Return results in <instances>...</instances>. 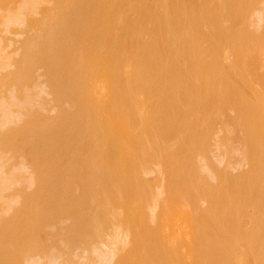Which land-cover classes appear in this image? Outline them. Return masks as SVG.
I'll return each mask as SVG.
<instances>
[{
    "label": "rangeland",
    "instance_id": "obj_1",
    "mask_svg": "<svg viewBox=\"0 0 264 264\" xmlns=\"http://www.w3.org/2000/svg\"><path fill=\"white\" fill-rule=\"evenodd\" d=\"M3 1V0H2ZM18 1H21V0H4L2 3L3 4H0V9L2 10H5L6 11V13L9 15V13H8V11H9V9H14L15 10V6H16V4H17V2ZM29 2L28 3H31L30 5H31V7L33 6V11H32V13L31 14H29V15H25L26 14V10L24 9V6L22 5V4H24L23 3V0H22V3H21V5H20V10H19V8H16L17 10H16V12L17 11H19V12H23V14H22V16L21 17H19V16H17V18L15 19V15H19V14H21V13H19V12H17V13H15V11H13V13L11 12V10H10V12L12 13L11 15H14V16H12V18H14L13 19V21L14 20H16V21H14V22H11L12 24H13V26L10 24L9 25V28H8V26H6V27H4L5 26V24L4 25H2L1 27H0V78H1V76L3 75V74H5V73H7V72H9V70H10V72L12 71V70H14V64L11 62V61H13L14 62V59L15 60H18L20 57H21V55H22V51H21V49H20V42H21V40L22 41H24V38H25V40H27V42H29V43H31L32 42V40H35L36 39V36H37V33H35V31H37L38 32V30L36 29V27L35 28H33L32 27V31H31V27L30 28H27L26 29V27H27V23H29V22H31V21H33V20H40L41 18H42V14H43V11L44 10H46V9H48V8H50V7H52L53 5L55 6L56 4V0H28ZM30 1H32V2H30ZM111 1V0H110ZM126 1H129V0H112V6L113 7H115L116 6V8L118 9V7L120 8V10H121V20H122V28L124 29V30H122V28H121V23H117L116 21H114V19L113 20H110V19H108V20H105V22L107 23V25L109 24V25H112V27H111V29H112V31H111V29H110V26L108 25L107 26V30H106V34H107V32H108V34L110 35H106V37H108V39H110V37H111V39L109 40L110 42H108V44H111L112 42H113V40H114V37H115V35H119L120 33H122V40L125 42L126 40L124 39L126 36L124 35V31L126 30V28L128 27H133V26H135V21H136V19H137V17L139 16L137 13H139V11H140V14L142 15V18L144 19V34H143V36H141V39L143 40H141V39H138V41H140L141 40V42H139L140 43V45L138 46V50L136 51V50H134V49H132L131 48V50H128L127 48H124V49H122V54H121V58H120V63H119V65L121 66L120 67V70H122V66L124 67V72H126L127 70L128 71H131L130 70V68L128 67L129 65H130V63H131V61H132V59L131 58H134V57H136V56H138V55H141V54H146L147 52H152V53H154V54H158V56H159V59H158V61H154L153 62V65L151 66V68H152V70L155 72V74H151L149 77H148V79H146V80H136V81H134V85H137L136 87L133 85V87H132V95H133V97H134V99H135V101L136 102H138L139 104H141V106L140 107H146L147 106V104H155L156 105V107L158 108V109H155L156 107H155V105H153V107H154V110H153V112L151 113V116H150V118H149V121H148V126H150L149 128V130H148V135H149V137H150V142H151V144H152V146H153V148H149L148 150H147V148H146V145H141V148H142V156H141V153H140V156H141V158L143 157V154H144V159L143 160H140V162L142 161V162H144L145 160L147 161V162H144V163H146L145 165H143V163L141 162V164L143 165V166H141L142 168L143 167H145V168H141V167H139V174H138V178L140 179H137V178H135L134 179V177L131 175L130 176V181H129V183L127 184V186L129 187V190H128V195H129V197L130 198H132V196H133V198H132V200H135V206H137V201H136V196L139 194V193H141V192H143V194H144V197L146 198V205L145 206H148V203H149V205L151 204V206L153 207H151V206H148V207H146L145 209V211H147V212H144V216L143 217H141L140 219H141V222H140V220H138V222H137V226H138V228L139 227H141V228H139V232H140V234H139V238H141L140 239V241H141V244H144L145 246H144V250H140L141 252H140V254L138 253L139 251H137V254L136 255H134V250L132 249L133 248V246H134V244H132V242L130 243V241H129V233H127L126 234V232H125V230L123 231V229L124 228H121V227H119V226H116V223H114L113 221H111V216L109 217V215H107L106 214V211L104 212V210H102V209H104V207H106L105 205H102L101 204V197L99 198L100 199V201H99V207H96L97 206V197L99 196H97V189H96V187H95V190H94V193H96V195H93L94 196V202H95V206H93V204H94V202H93V199L91 200V197H92V195H91V197H89V200L87 201L86 199H85V197H84V195L86 194V192L84 191V189H85V186H87L86 184H89V182H91L92 181V179H90L89 180V175L87 174V169L85 168V165H84V162L82 161V158L80 157L81 155H80V153L78 154H76V151H73V150H76V148H77V151L79 150V152H82L83 151V148L85 147V143L83 142V144H84V147L82 146V151H80V149H78V146H77V143H78V145H79V143L81 144V142H79V141H77L76 139H80V138H78V137H76V136H70V134H71V132L72 131H74L75 133H72L73 135L74 134H76V133H78L79 131H78V129H77V126H75V125H73L72 126V124H70V126H66L67 128H62L63 129V131L65 130V131H67V130H69V131H67V132H65L64 131V133L66 134H64L63 133V131H62V129H60V133H62V134H64V135H62V134H59V136L60 135H62L63 136V138L65 139V142L66 141H68L67 143H66V145L67 146H69L70 147V149H69V147H68V149L69 150H67V147L66 148H64L62 151H65V153L63 152V154H65L64 156H63V154H61L62 155V157H63V159H61L62 161V163L61 162H59L60 161V159L58 160V163L59 164H56V166H58V171H59V173H57V172H55V173H53L51 176H49L50 178H43L42 180H41V184H42V186L41 187H39L38 188V185H36V183H35V176H34V174H35V171H36V166H35V164H37V162H40L41 161V159L42 158H44V155L46 154V153H49V151L50 150H52V148L56 145V143H57V139H58V133H57V131H58V128H59V126H57L56 124L58 123V125L60 124L58 121H60V120H58L57 121V117L59 116V115H63V111H65V113H66V110H64V107L65 106H68V107H65V108H67L68 110H67V114H68V111L70 110V112L71 111H73L72 109H73V107H72V97H70L71 96V94H65V93H67V92H69V90H65V96H61V98H58L57 99V96H56V93H55V89L54 88H56L55 87V85L53 86L52 84H51V79L53 78L54 79V77H50V76H52V74L50 75L49 74V70L47 71V69H46V66H47V68L49 69L50 68V66L48 67V65H44L45 67H42V68H40L41 66L40 65H43V64H40V63H37V64H35V66H34V68H33V70H32V72L29 74L30 76H31V74H32V76L31 77H29L28 79H29V82L32 84V83H34V84H32L34 87V91H35V87L37 86V87H39V85H40V87L39 88H37L36 87V90H40V91H33L34 93H35V95L36 96H38L37 94L39 93V96L38 97H40L41 98V100L40 99H38V97H35L34 96V94H32V101H31V99H30V101L32 102V105H30V109L31 110H33V112H32V114L34 113V111L36 110L35 108H37L39 105H37L36 103H37V100H38V103L41 101L42 103H43V106H45V104H46V106L44 107V109H41L40 107H42L41 105L38 107V109L36 110V114H35V116L33 117V115L32 116H30V113L28 114V116H27V118L26 117H24V116H22V114L21 113H24V108H23V106H22V108H23V112H21L20 114H18L16 111H18L19 110V112H20V108L18 107V105H20V104H14L15 106H17V107H12V105H13V103L11 102V108H9V110L11 109V111H10V113L12 112V114H13V110H15L14 111V116L13 115H11L10 113H8V109L6 110V108H8V106H10V105H8V103L10 104V100H16V99H13V98H15V97H13V94H12V96H11V94L9 93L11 90H8V86H7V90L9 91V92H7L8 94H1L0 95V99H1V97L2 98H4V103H1V101L3 100V99H1L0 100V106H1V104H3L1 107H0V110H2V108L3 107H5V104H6V108H5V110L7 111H5V110H3V111H5L6 113H5V116L3 115V112H1L0 111V113H2V115L0 114V123L4 120V117L5 118H8V117H12V119L11 120H13V121H11L10 123L11 124H13V122H14V119H15V123L17 122L18 123V121H19V123H18V125H16V126H14L15 124H13V125H8V124H10V123H7V122H9V121H7L6 123H7V126H6V124H3V126L0 124V130L1 129H3V132H2V134L4 133L5 134V132H6V130L8 129L9 131H7L6 132V135H7V140L8 141H10V142H8V148H3V151L4 152H0V156H1V158H3V164H2V167H1V170L4 168V171L5 172H3V170H2V176L6 173V171L7 172H11V173H14V175L15 176H17V178H18V180L17 179H15L16 177H13L12 176V174L10 173L9 175L10 176H12L11 178L13 179H15V182H17L18 181V183H14L13 184V181H11V178H10V181H11V186L9 185L8 186V189H6L5 191H2L3 192V195H1V196H4L5 198H3V199H1V196H0V200H1V203H2V201L3 200H5V202H3L2 204H4L3 206H8V205H10V209H7L8 207H5V210L7 209V210H10V211H8V212H5V213H7V215H5L4 213H3V215L4 216H1L0 215V229H2L3 228V226L4 225H8L9 224V222L11 223V220H12V224H14V222L16 223L17 221L16 220H19V218H20V214H21V212H22V215H21V217L22 218H20L21 220H20V222L21 223H19V224H15V225H17L16 226V228H15V225H11L10 224V226H12L11 228H12V231L11 230H9V229H11L10 227H4L3 229H5V230H7L6 231V237L5 236H1L0 237V240H2L3 239V237L4 238H6L7 239V237L8 236H10L11 237V235L13 234V232L14 231H16V229L17 228H19L21 231H24V232H27V234L29 235V237H28V239L30 238V246L28 245V252L27 251H24V252H26V254L25 255H23V258L22 259H25L26 257H29L28 259H30L29 260V262H31L30 264H32V263H38L39 261H38V259H40V262H41V264H48V263H50L49 261H51V263L52 264H78V263H80V264H97V262L99 261L100 262V257H99V255H97V253H96V255H94V257L96 258V261H97V259H98V261L96 262L94 259V257H93V254H95L94 252V249L92 248V247H94L95 246V249H97V250H101V252H103V254H104V252H105V254H104V258L102 257V261L103 260H107L108 258H109V256H110V258H111V256L113 257V254H114V252L115 251H113V249H112V247H114L115 248V246H117L118 245V243H119V241L122 243V245H124V246H122L121 245V243H120V245H121V247H122V249L121 248H117L118 249V255L120 256H122V258H123V263L122 264H264V246H263V244H264V193H262L263 191V189H264V172L263 171H260V169H261V167H260V165H259V162L257 163V164H255V163H252V162H250V161H248V153H246L247 151H249V148H248V146H247V144H244L243 145V141L245 140L244 138H245V133H246V131H247V127L251 124V127H253L254 126V124H252L253 123V120H252V122L250 123H248V120L249 121H251L250 120V116H249V114H248V112L245 110L246 108H242V107H240V106H242L243 105V107H244V105H246L248 102H252L253 100H254V103L256 102L258 105H260L261 106V121H262V128H263V131H264V94H260L262 91H261V88H264V86H262V85H260L261 84V82H259V80H258V77L260 76V77H263V79H264V69H262V67L259 69V68H257L258 70L256 71V69H255V75L253 74V71L254 70H252V74H251V71H250V65H248V63H250V61H252L251 62V64L253 63V62H257V61H255V60H258V63L259 64H257V66L258 65H263L264 63L262 62V61H264V36H262V35H264V34H262V33H264V31H262V30H264V11H263V13H261V11L264 9V0H228L227 2L225 1V0H204V2H206L207 3V1H209L208 2V5L209 6H211L212 7V10H210L209 11V13H207L205 16H206V18L204 17V16H202V18L204 17V19L203 20H205V21H203V22H201V20L202 19H200V21H199V24L201 25V29L200 30H203L202 31V33L201 34H204L203 36L204 37H207V38H210V40L211 41H213V43H214V41L216 42V43H214V44H216L217 46H218V48L220 49V51L222 52L221 54L224 56V59H222V61H221V59L220 58H223V56L220 54L219 55V59H220V61H219V59H218V61H215L214 60V58L212 57V55L210 54V50L209 49H207L208 50V52H207V50H206V44H204L205 43V40H204V37H203V39L201 40V38L199 39V40H201V41H203L204 40V43L202 44H200L201 46H204V50L206 51V52H204V54H201V50L200 49H202L203 50V47L201 48V46L199 45L198 47H200V49H198V47L197 46H194V42L197 40V38H196V35L195 34H193L192 32H191V29L190 28H186L185 27V20H184V18L188 15V14H185V13H187V6H185V5H187V2H185V1H183V0H130L129 2H126ZM137 1V2H136ZM214 1V2H213ZM216 1V2H215ZM235 1H236V3H235ZM241 1H242V3H241ZM248 1H249V6L247 5V3H248ZM257 1H258V3H257ZM78 2V3H77ZM185 2V3H184ZM26 3H27V1H26ZM72 3H73V5H75L78 9H79V7L81 6V2H80V0H72ZM77 3V4H76ZM113 3H114V5H113ZM125 3V4H124ZM135 3V4H134ZM154 3V4H153ZM165 3H168V4H165ZM184 3V4H183ZM218 3V4H217ZM228 3V4H227ZM230 3H231V5L233 6L234 4L233 3H235V6H231L230 5ZM7 4H9L8 5V7H10L9 9L8 8H6V6H7ZM144 4V5H143ZM246 4V10H245V8H243L245 11H242L243 9H240V8H242V7H244V5ZM128 5V6H127ZM178 5V6H177ZM220 5V6H219ZM225 5H230L231 7H229V9L228 10H226V8H228V6H226L225 7ZM241 5H242V7H241ZM2 6V7H1ZM134 6V7H133ZM136 6V7H135ZM145 6V7H144ZM222 6H223V9L224 10H226V11H221L222 10ZM18 7V6H17ZM30 7V10L32 9ZM123 7V8H122ZM127 7V8H126ZM131 7H133V8H131ZM139 7V8H138ZM147 7V8H146ZM221 9H220V8ZM135 8H138L137 10L135 9ZM151 8V9H150ZM218 8V9H217ZM233 8V9H232ZM247 8H248V10H247ZM22 9V10H21ZM122 9H124V10H122ZM128 9V10H127ZM145 9V10H144ZM150 9V10H149ZM153 9V10H152ZM0 10V11H1ZM25 10V11H24ZM143 10V11H142ZM219 10V11H218ZM230 10V11H229ZM232 10V11H231ZM241 10V11H240ZM5 11H3V12H5ZM68 10H65L64 11V15L62 16V17H64V18H67L68 17V15L67 14H70V12H67ZM147 11V12H146ZM212 11V12H211ZM227 11H229L230 12V14H228L229 12H227ZM248 11V13H246V16H245V12H247ZM2 12V11H1ZM1 12H0V14H1ZM2 12V13H3ZM24 12H25V14H24ZM159 12V13H158ZM225 12H227L226 14H225ZM67 13V14H66ZM145 13V14H144ZM217 13V14H216ZM220 13H221V15H220ZM223 13L225 14V17L223 16ZM242 13V14H241ZM256 13V14H255ZM130 14V15H129ZM147 14V15H146ZM239 14V15H238ZM2 15V14H1ZM3 15L5 16V13H3ZM8 15H6V16H8ZM24 15V16H23ZM184 15V16H183ZM211 15V16H210ZM214 15V16H213ZM231 15V16H230ZM238 15V16H237ZM242 16V18H241V16ZM5 16V17H6ZM26 16V17H25ZM220 18H219V17ZM230 16V17H229ZM10 17V16H9ZM129 17H131V18H129ZM214 17V18H213ZM216 17H217V20H216ZM222 17V18H221ZM237 17V18H236ZM239 17V18H238ZM243 17H244V20H243ZM12 18H10V19H12ZM19 18V19H18ZM40 18V19H39ZM154 18V19H153ZM156 18V19H155ZM201 18V17H200ZM231 18V19H230ZM18 19V20H17ZM20 19H22V20H20ZM206 19H208L207 21H206ZM235 19V20H234ZM240 19V20H239ZM246 19V20H245ZM24 20H26V23H25V25L23 24V21ZM42 20V19H41ZM40 20V21H41ZM148 20V21H147ZM216 20V21H215ZM241 20H243V21H241ZM40 21H38V22H40ZM66 21H68V19L66 20ZM66 21H64L60 26H59V28L62 30L63 29V31H64V29H65V27L67 28V31H68V34H73V36H76V34L74 35V32L73 31H76L75 29L77 28V26H78V23L76 22H70L69 23V21H68V25H66L65 26V23H66ZM128 21V22H127ZM150 21V24H152L153 22L152 21H155L154 22V24H155V26H157L158 24L160 25H162V27H161V30H162V35H160L161 36V38L159 37V39L158 40H160V41H158V40H154V39H157V37H158V35H154L153 33V35L151 34V32L149 31V33L147 32V30H149L148 28V26H150V24L148 23ZM193 21V22H192ZM191 21V25H193V23H194V21H196V19H193ZM215 21V22H214ZM229 21V22H228ZM234 21L236 22H239V23H235L234 24ZM255 21V22H254ZM18 22V23H17ZM110 22V23H109ZM113 22V23H112ZM197 22V21H196ZM207 22V23H206ZM213 22L215 23V24H217L216 26H215V24H213ZM218 22V23H217ZM254 22V23H253ZM259 22V23H258ZM21 23H22V25H21ZM112 23V24H111ZM118 25H117V24ZM125 23V24H124ZM128 23V25H126ZM210 23V24H209ZM224 23V24H223ZM233 23V24H232ZM258 25H257V24ZM75 24V25H74ZM147 24H148V26H147ZM197 24V23H196ZM202 24H204V25H202ZM220 24V25H219ZM256 24V25H255ZM73 27H72V26ZM115 25H117L118 27H116ZM131 25H133V26H131ZM160 25V26H161ZM177 25V26H176ZM222 25V26H221ZM70 26H71V30H69V28H70ZM115 26V27H114ZM120 26V27H119ZM177 28H176V27ZM217 26H219V27H217ZM228 26V27H227ZM236 26V27H235ZM242 26V27H241ZM126 27V28H125ZM147 27V28H146ZM164 27V28H163ZM210 27V28H209ZM211 27H213L214 29H212ZM224 27H226V29L228 28V33H227V31H226V29L224 28ZM235 27V28H234ZM263 27V28H262ZM5 28H8V30H6ZM75 28V29H74ZM115 28H118L117 29V31H118V33H116L117 31L115 30ZM127 28V29H128ZM131 28H129L128 30H130ZM182 28V29H181ZM215 28H216V31H215ZM219 28V30H220V32H219V30H218V32L220 33H218L217 32V29ZM221 28H222V30H221ZM230 28V29H229ZM2 29H4L5 31H3ZM74 29V30H73ZM121 29V30H120ZM164 29V30H163ZM177 31H176V30ZM184 29V30H183ZM190 29V30H189ZM225 29V30H224ZM234 29V30H233ZM238 29H240V30H238ZM23 30H24V33H23ZM29 30V31H28ZM115 30V31H114ZM230 30H231V32H230ZM29 33H28V32ZM115 33H114V32ZM186 31V32H185ZM223 31H225L226 33H224L223 34ZM235 31V32H234ZM26 32V33H25ZM64 32H66V31H64ZM113 34H112V33ZM237 32H238V34H237ZM243 32H245V33H243ZM28 33V34H27ZM164 33V34H163ZM187 33V34H186ZM232 34V35H229V34ZM236 33V34H235ZM243 33V34H242ZM27 34V35H26ZM33 34L35 35V37L33 36ZM65 34V33H64ZM152 35V39H151V36L150 35ZM191 34H192V36H191ZM227 34H228V36H227ZM235 34V35H234ZM38 35H43L42 33H40V34H38ZM61 36H62V33L60 34ZM60 35H59V37H60ZM113 35V36H112ZM166 35H167V37H166ZM174 35V36H173ZM194 35V36H193ZM206 35V36H205ZM219 35V36H218ZM225 35V37H223V36ZM239 36V37H237L236 39L238 40L239 39V41H240V39L241 38H244L240 43H244L245 41L247 42H245V44H247V45H245L246 47H247V51H248V48H249V45H250V48H249V51L250 52H248V54H247V56H249V58H250V55L252 54V55H254V54H257V56L256 55H254L257 59H251L250 61H249V59L247 58V60L249 61H247L245 58V60L247 61V65H248V67H247V65H245L243 62H241V61H243L242 59L243 58H241V61H238L237 63H239L238 65L236 64V66H239V67H236V68H239V72H237L236 73V71L235 70H237V69H234L235 67V65L233 66H228V65H230V63L231 62H233L232 60L234 59V56H230L229 57V54H233L234 55V53H236V52H234L233 53V51H232V49L230 48L232 45H234L235 44V42L237 43V45H239L238 43H239V41L237 42V41H233V38L235 39V37L236 36ZM241 35H243L242 37H241ZM26 36V37H25ZM120 37H121V34L119 35ZM125 36V37H124ZM176 36V37H175ZM261 36V37H260ZM64 36H62V38H63ZM189 37H190V39H191V37H194V39H193V43L190 41V39H189ZM200 37H202V35H200ZM219 37V38H218ZM231 38V39H227V38ZM245 37H246V39H247V37L248 38H250V39H245ZM33 38H35V39H33ZM75 38V37H74ZM74 38H73V41H74ZM168 38V39H167ZM182 38V39H181ZM196 38V39H195ZM259 38V39H258ZM263 38V39H262ZM32 39V40H31ZM76 39H78V38H75V40ZM162 39V40H161ZM189 39V41L191 42V44L193 45V46H191V44L190 43H187V40ZM215 39V40H214ZM37 40V39H36ZM151 40L153 41V42H151ZM181 40H182V42H181ZM227 40V41H226ZM228 40H229V42H228ZM249 40V41H248ZM251 40L253 41L252 43H251ZM263 40V41H262ZM59 41H63L62 39H61V37H60V39H59ZM150 41V42H149ZM158 41V45L159 46H156L157 44H155V42H157ZM200 41V42H201ZM260 41V42H259ZM36 41H33V43H35ZM77 42V41H76ZM143 42V43H142ZM162 42V43H161ZM170 42V43H169ZM180 44H179V43ZM232 42H234V43H232ZM250 42V43H249ZM33 43H31V44H33ZM148 43L151 45V47L150 46H148V48L149 49H146V48H143L144 47V45L146 44V45H148ZM249 43V44H248ZM161 44V45H160ZM178 45V46H175V45ZM230 44H231V46H230ZM252 44V45H251ZM257 44V45H256ZM75 45H77V43H75ZM75 45L73 46V47H75ZM236 45V44H235ZM175 46V47H174ZM192 48H191V47ZM226 46V47H225ZM252 46H253V48H252ZM17 47L19 48V49H17ZM143 49H142V48ZM192 49V50H190V48ZM195 47H197V49L195 48ZM77 48V47H76ZM75 48V49H76ZM109 48V47H108ZM129 48V47H128ZM170 48V49H169ZM74 49V50H75ZM130 49V48H129ZM18 50V51H17ZM127 50V51H126ZM190 50V52H188ZM195 50V51H194ZM198 50H200V51H198ZM252 50H255V51H253V53H251L252 52ZM75 51H77V49L75 50ZM75 51L73 52V53H75ZM136 51V52H135ZM196 51H198V52H196ZM231 51V52H230ZM260 51V54L259 53H256V52H259ZM78 52V51H77ZM76 52V53H77ZM138 52V53H137ZM168 54H167V53ZM196 53V54H194V53ZM75 53V54H76ZM170 53V54H169ZM173 53V54H172ZM188 53H190V54H188ZM198 53V54H197ZM207 53V54H206ZM250 53V54H249ZM65 54V55H64ZM70 54H72V52H70L69 53V55L67 54V53H63V54H61V52L59 53V55H60V57H62V60H63V63H61V66L59 65V66H57L56 68H58L57 69V72L56 73H59V69H60V73H59V75L58 74H56V77H55V79L56 78H58V80L59 81H65L67 78H68V76H67V74H65V71H64V67H63V64H70V65H74L75 64V66L74 67H76V62L78 61H76V57H74L73 55H70ZM129 54V55H128ZM135 54H136V56H135ZM138 54V55H137ZM194 54V55H193ZM208 54H210V55H208ZM261 54L263 55L262 56V61L260 60L261 59ZM203 55V56H202ZM204 55H206V58L204 57ZM20 56V57H19ZM71 56H73V57H71ZM77 56V55H76ZM127 56V57H126ZM130 56V57H129ZM165 56V57H164ZM170 56H172L171 58H170ZM200 56V57H199ZM220 56H222V57H220ZM236 56V55H235ZM254 56H251V57H254ZM15 57H17V58H15ZM70 57L72 58V59H70ZM198 57H199V59L200 60H198ZM208 57V58H207ZM210 57V58H209ZM254 57V58H255ZM75 59V61L76 62H74V59ZM189 58H190V60H189ZM191 58H192V61H191ZM197 58V59H196ZM258 58H260V59H258ZM160 59H162V60H160ZM168 59H170V61L172 62H169V60ZM166 60V61H165ZM196 60V61H195ZM197 60H198V62H197ZM204 60V61H203ZM244 60V62H246ZM68 61V62H67ZM126 61H127V63H126ZM129 61V62H128ZM194 61H195V63H194ZM74 62V63H73ZM176 62V63H175ZM191 62V63H190ZM201 62L202 63H204V64H209L210 62V64H212L211 65V69L218 75L217 77L219 78H221L222 77V74L221 73H225L227 70H229V69H227L226 71H225V69H224V67L225 66H227V67H225V68H230V71H228V72H231V73H229V74H232V72H234L235 74H237L239 77H242L241 75H243V79L242 78H239L238 76H236V77H238V79H240L241 80V83L243 82V80H244V82L248 79V77H247V79H246V77L244 76V75H246L247 76V74H248V76L250 77V82L248 81H246L245 83H249L248 84V87L249 88H246V86H247V84H241V85H246L245 86V88L247 89L246 91L248 92V90H250L251 89V87H252V89H254L253 90V93H251V96L250 97H252L253 96V99H252V101H251V98H249V96H247L246 94H244V92H246V91H243L244 89H243V86L241 87V88H239V84H238V82H239V80L238 81H235V79L237 80V78H235V76H234V82H236L239 86H238V88H236V89H234V87H235V84H234V82L232 81V78H230V76H232V75H228V79L232 82H230L231 83V85H234V87H231L230 89H229V87L231 86L230 85V83H229V87H228V85H227V83L229 82V81H227V77L225 78V80L227 81V83L224 81V79H223V84H224V82H225V84L224 85H226V86H224L223 84H222V90H220L221 92H225L226 93V95L228 94L227 93V91L228 90H225L224 89V87H226V89H229L230 91H228V92H232L231 90L232 89H234V90H236V92H234L235 94H232V93H229V95H227V97L226 96H224V97H222L221 96V94L222 95H225V94H223V93H221V94H219L220 95V102H221V97L222 98H224V99H222V101L224 102V100H226L225 102H226V104H225V102L224 103H221V108H218L219 110L221 109V111H222V108H224L223 109V111L224 112H220V114L222 115V117H220V116H218V114H217V117L215 116L216 115V112H214V111H218L217 109L216 110H213V109H215V108H217V106H214V107H210L209 105L207 106V104H208V101L204 98L205 97V95L203 94V99H204V102H207V104L206 103H202V101H201V104H199L198 106H200L199 107V109H196L197 111L195 112L196 113V115H195V113H194V110H193V108L195 107V108H198L197 106H195V101H197V100H195L194 101V99L197 97V96H195L196 94H177L178 93V89L176 88V86L173 84V85H170L169 83H168V80H169V76H170V67L169 66H171L173 63H175V70H176V75L178 76V79L179 80H186V79H188V77L187 78H185V76H184V74L186 75V76H189L190 77V79H198V77H199V75L197 74V72H196V67H198V66H203V64H201ZM216 64H215V63ZM222 62V63H221ZM235 62V61H234ZM233 62V63H234ZM261 62V63H260ZM166 63H168V64H166ZM229 63V64H228ZM200 64V65H199ZM228 64V65H227ZM232 64V63H231ZM9 65H11V68H10V66ZM126 65H127V69H126ZM159 65V66H158ZM166 65V66H165ZM174 65V64H173ZM194 65V66H193ZM222 65V66H221ZM242 65H244V66H246V67H243ZM6 66V67H5ZM215 66H216V68H215ZM224 66V67H223ZM242 66V67H241ZM251 66H256V63H255V65H254V63L251 65ZM62 67V68H61ZM163 67V68H162ZM218 67V68H217ZM223 67V68H222ZM233 67V68H232ZM13 68V69H12ZM37 68V70L39 69V71H37V72H35L34 71V69H36ZM245 68V69H244ZM249 70H248V69ZM254 68V67H253ZM256 68V67H255ZM12 69V70H11ZM47 71V73H45L46 71ZM219 70V71H217V70ZM242 69H243V71H242ZM233 70V71H232ZM5 71H7V72H5ZM221 71H223V72H221ZM225 71V72H224ZM238 71V70H237ZM244 71H246V72H244ZM3 72H5V73H3ZM54 72H55V68H54ZM164 72V73H163ZM165 72H166V75H164L163 77H166L167 79H163V77H162V73L163 74H165ZM168 72V73H167ZM221 72V73H220ZM243 72H244V74H243ZM249 72V73H248ZM219 73H220V76H219ZM233 73V74H234ZM240 73H242L241 75H240ZM38 74V75H37ZM39 74H40V76H42L43 77V75H44V79L43 78H40V76H39ZM181 74V75H180ZM37 75V76H36ZM53 75H54V73H53ZM180 75V76H179ZM183 75V76H182ZM225 75H226V73H225ZM225 75H223V78H224V76ZM162 77V80H161V77ZM182 76V77H181ZM232 76V77H233ZM92 77H93V75H92ZM244 77H245V79H244ZM260 77H259V79H260ZM37 78H38V81H37ZM41 80H43L44 82H42V84L43 85H41V82L39 81L40 79ZM50 78V79H49ZM181 78V79H180ZM184 78V79H183ZM53 79H52V81H53ZM124 79H125V77L121 80L122 82H124ZM222 79V78H221ZM36 80V81H35ZM57 80V79H56ZM148 80H151V82H149ZM262 80V79H261ZM32 81H34V82H32ZM148 81V82H147ZM167 81V82H166ZM38 82V83H37ZM40 82V83H39ZM137 82V83H136ZM164 82H166L165 84H164ZM243 82V83H244ZM37 83V84H36ZM44 83H45V85H46V87L44 86ZM148 83H150V85L148 84ZM198 83V82H197ZM240 83V82H239ZM251 83V84H250ZM54 84V83H53ZM59 84H62V82H59ZM123 85H121L120 87H122V88H119V90H120V93H124V94H121V96L122 95H124V96H122V97H124L125 99H123V98H118V100H117V102H118V104H116V106H117V108H116V106H115V109L114 110H112V109H105V113L107 112V115L109 116V114H110V116L109 117H112V118H114V119H116V122H118L119 124L122 122V111H123V109L126 107L124 104H122V102L124 103V101L127 103V101H128V99L127 98H129L128 96L126 97V95H129V94H125V91H126V88H125V85H124V83H122ZM199 84V83H198ZM160 85H162V86H160ZM255 85V86H254ZM257 85H259V87L257 86ZM264 85V84H263ZM10 86H12L11 84H9V87ZM14 86V85H13ZM12 86V87H13ZM42 86V87H41ZM15 87V86H14ZM44 87H45V91H44V93H42L41 94V91L43 92V89H44ZM54 87V88H53ZM163 87V88H162ZM164 87H165V89H164ZM236 87H237V85H236ZM32 88V89H33ZM134 88V89H133ZM162 88V90H160ZM9 89H12L11 87L9 88ZM14 89V88H13ZM12 89V90H13ZM143 89H147L145 92H144V90ZM168 89V90H167ZM220 89V88H219ZM241 89H243L242 91H240ZM251 89V90H252ZM260 89V90H259ZM54 90V91H53ZM122 90H124L123 92H122ZM136 90V91H135ZM150 90H152V91H150ZM164 90V91H163ZM225 90V91H224ZM233 90V91H234ZM249 91V92H252V91ZM263 90V89H262ZM14 91H16V87H15V90ZM162 91H163V93H162ZM237 91H239L238 92V94H237ZM259 92L258 94L256 93V92ZM13 92V91H12ZM11 92V93H12ZM48 92V93H47ZM152 94H151V93ZM166 92H168V94H165ZM14 93V92H13ZM140 93V94H139ZM150 93V94H149ZM239 93H240V95H239ZM255 93H256V95H255ZM262 93H264V90H263V92ZM232 94V95H231ZM7 95V96H6ZM8 95L10 96L9 98H8ZM15 95V94H14ZM90 95V94H89ZM119 96H120V94H118ZM180 95H182V98H181V102H182V109L184 110L183 112L184 113H182V111H181V113H180V111L178 110V109H176V110H178V112H174V113H172L171 114V112L169 111V107H170V103H171V101H173V100H175V98L176 97H178V96H180ZM235 97H234V96ZM261 95V96H260ZM155 96V97H154ZM191 96V97H190ZM228 96L230 97H233V98H228ZM12 97V98H11ZM45 97V98H44ZM56 97V98H55ZM63 97V98H62ZM237 97V98H236ZM262 97V98H261ZM6 98V99H5ZM35 98V99H34ZM37 98V99H36ZM49 98V99H48ZM236 98V99H235ZM238 98H240V99H238ZM247 98V99H246ZM9 99V100H8ZM34 99V100H33ZM54 99H57L56 101H54ZM65 99V100H64ZM121 99H123V100H121ZM144 99V100H143ZM228 99H230V100H228ZM234 99H235V101H234ZM8 101V102H6V101ZM48 100H50V101H48ZM169 100V101H168ZM186 100V101H185ZM229 102H231V105H230V103H228L229 104V106L227 105V102L228 101ZM248 100V101H247ZM72 101V102H71ZM193 101H194V103H193ZM237 101V102H236ZM241 101V102H240ZM244 101V102H243ZM3 102V101H2ZM13 102H15V101H13ZM33 102H34V108L32 109V107L31 106H33ZM36 102V103H35ZM51 102V103H50ZM55 102H57V104L55 103ZM67 104V105H65V103ZM103 102H105V104L107 103V100H104ZM236 102V103H235ZM239 102V103H238ZM64 103V104H63ZM125 103V104H126ZM157 103H158V105H157ZM253 103V102H252ZM254 103L252 104L253 106H254ZM261 103H263V105L261 104ZM61 104V105H60ZM91 104H92V106L94 107V110H95V112H97L98 111V109L96 110V108H98L97 107V105L91 100ZM146 106H145V105ZM160 104V105H159ZM193 104V105H192ZM240 104V105H239ZM23 105V104H22ZM26 104H24V106H25ZM27 105H29V104H27ZM37 105V106H36ZM58 105H60V107H59V112L56 110L57 109V107H58ZM65 105V106H64ZM127 105V104H126ZM189 105V106H188ZM205 106L204 108H206L205 110H202L203 108H202V106ZM211 105V104H210ZM220 105V104H219ZM226 105H227V107H229L228 109H227V107H226ZM236 105V106H235ZM249 106H251V104H248ZM70 106V107H69ZM95 106H96V108H95ZM190 111H193V112H191V113H194V115H191V113H190V115L188 114H186L185 112L187 111V113H189V111L185 108V107ZM188 106V107H187ZM212 106V105H211ZM224 106V107H223ZM239 106V107H238ZM27 107H29V106H27ZM53 107V110H54V107L56 108L55 109V111L53 112V110H52V112L54 113L53 115L51 114V116H50V114L49 115H47L46 116V114H48V112H51V110L50 111H46V113L44 112H41L40 110H45V108H46V110H49L50 108H52ZM236 107V108H235ZM238 107V108H237ZM14 108V109H13ZM17 108H18V110H17ZM71 108V109H70ZM190 108V109H189ZM210 108V109H209ZM213 108V109H212ZM236 110H235V109ZM242 109V110H240V109ZM4 109V108H3ZM107 110V111H106ZM118 110V111H117ZM209 110H212V111H209ZM244 110V111H243ZM159 111V112H158ZM199 111H201V113L204 115V117H200V112ZM209 111V115H208V112ZM240 111V112H239ZM244 112L243 114H242V112ZM15 112H16V115L18 116V117H20V120L22 119V117H24V118H26L28 121L27 122H25V119L23 118L21 121L20 120H17L18 119V117H16V115H15ZM167 112V113H166ZM212 112L213 113H215V114H212ZM226 112V113H225ZM247 112V114H248V116H247V114H246V116L248 117V118H245L246 116L244 115L245 113ZM43 113V114H42ZM114 113V114H113ZM198 113H199V116H198ZM8 114H10L9 116H8ZM45 114V115H44ZM71 114V113H70ZM69 114V115H70ZM113 114V115H112ZM213 116H212V115ZM65 115V114H64ZM72 115V114H71ZM70 115V116H71ZM112 115V116H111ZM187 115V116H186ZM203 115H201V116H203ZM231 115V116H230ZM238 115V116H237ZM243 115V116H242ZM2 116V117H1ZM4 116V117H3ZM7 116V117H6ZM22 116V117H21ZM30 116V117H29ZM40 116V124L41 123H43V125H44V131L43 132H41V133H37V132H34V131H32L31 133H30V135H29V137L28 138H23L22 136H20V138H21V140L20 139H18V140H16V141H13V137H15V135H18V134H20V132H21V127L22 126H24V125H30L29 126V129H35V128H37V123H38V127H39V122H37V121H39V119H38V117ZM51 117V118H49V119H47L46 120V118H48V117ZM68 115H66V116H63V117H67ZM69 116V118H71ZM168 116V117H167ZM170 116V117H169ZM195 116H198V117H195ZM224 116H226V117H224ZM240 116V117H239ZM44 117V118H43ZM119 117V118H118ZM162 117V118H161ZM166 117V118H165ZM187 117H189L188 119H189V121L191 120L192 122H195L194 124H195V127L197 126V130H199L200 129V131L201 132H203V135H204V139H203V141H201L202 143L200 144V147L199 146H197V144L196 145H194L195 143L193 142V138H194V130H195V127H193V128H191L192 126H187V123H186V120H187ZM200 117V118H199ZM205 117H206V122L204 121V119H205ZM207 117H208V120H207ZM232 117V118H231ZM236 117H237V119H236ZM239 117V118H238ZM36 118V119H35ZM68 117H67V121H68V119H69ZM186 118V119H185ZM194 118V121L192 120V119ZM199 118V119H198ZM210 118V119H209ZM242 118V119H241ZM245 118V119H244ZM59 119H60V116H59ZM62 119H64V118H62ZM100 119V120H99ZM156 119V120H155ZM200 119H201V121H200ZM212 119L214 120V121H212ZM227 119V120H226ZM230 119V120H229ZM241 119V120H240ZM6 120V119H5ZM31 120H33V123L31 122ZM53 120H55V121H57V123L54 121L53 123H52V121ZM69 120H71V119H69ZM197 120V121H196ZM235 120H237V121H235ZM244 120H245V122H244ZM61 121H63V120H61ZM60 121V122H61ZM167 121V122H166ZM185 121V122H184ZM209 121V122H208ZM227 121L228 122H231V124H233V125H231L230 123H227ZM234 121H235V123H234ZM243 121V122H242ZM29 122V123H28ZM51 122V123H50ZM97 122H98V124H99V122L102 124V122H103V118L101 117V112L99 113V115H98V118H97ZM157 122V123H156ZM184 122V123H183ZM200 122V123H199ZM202 122V123H201ZM210 122H212V123H210ZM217 122V123H216ZM237 122V123H236ZM242 122V123H241ZM3 123H4V121H3ZM31 123V124H30ZM241 123V124H240ZM49 124H52L51 125V127L52 128H50V126H49ZM100 124V125H101ZM153 124V125H152ZM175 125V127H174V125ZM200 124V125H199ZM209 124V125H208ZM229 124V125H228ZM234 124H235V126H234ZM243 124V125H242ZM5 125V126H4ZM33 125V126H32ZM56 125V127H58V128H56L57 129V131L55 130V128H54V126ZM152 125V126H151ZM157 125V126H156ZM183 125V126H182ZM185 125V126H184ZM204 125V126H203ZM246 125V126H245ZM1 126H2V128H1ZM178 126V127H177ZM182 126V127H181ZM211 126V127H210ZM234 126V127H233ZM237 126H238V128H237ZM242 126V127H241ZM4 127V128H3ZM35 127V128H34ZM70 127H72V129H70ZM164 127V128H163ZM187 127V128H186ZM189 127V128H188ZM198 127H200L199 129H198ZM204 127V128H203ZM205 127H208V128H205ZM230 127H231V132L232 131H234V132H232L233 134L236 132L235 130H237V135H238V129H239V127H240V133H239V135L242 133V131H243V136H238V137H240V139L239 138H237L236 137V133L234 134V136L232 135V133H230V131H229V129H230ZM232 127H233V129L235 128V130H233L232 129ZM243 127L245 128V129H243ZM20 128V129H19ZM61 128V127H60ZM152 128V129H151ZM175 128V129H174ZM203 128V129H202ZM224 128H225V130H224ZM237 128V129H236ZM48 129V131H49V133H48V131H47V134H45V130H47ZM50 129V130H49ZM54 129V130H53ZM67 129V130H66ZM172 129V130H171ZM179 129V130H178ZM181 129H183V130H185V132L183 131V130H181ZM189 129H190V133H189ZM202 129V130H201ZM243 129V130H242ZM52 130V132H50ZM178 130V131H177ZM191 130H193V131H191ZM226 130L227 131H229L228 133H230V135H227V132H226ZM56 131V132H55ZM103 131V130H102ZM181 131V132H180ZM196 131V130H195ZM206 131H208V133L206 132ZM224 131H225V133H224ZM34 132V133H33ZM68 132H70V134L68 133ZM104 132V131H103ZM125 131H122L121 130V135L120 134H118V139H119V141L120 140H122V141H120V144H123V141H124V139H125V141H124V143L125 142H127L128 140H129V136L127 135V133L125 132ZM151 132V133H150ZM181 133V135L180 134H178V133ZM184 132V133H183ZM52 134L50 137H52V136H54L55 134V136L54 137H52V138H54V139H50L48 136H49V134ZM10 134H13L12 135V137L11 136H9ZM39 134V135H38ZM126 134V135H125ZM151 134V135H150ZM176 134V135H175ZM187 135V136H184V135ZM188 134H189V136H188ZM193 135V137H192V139H191V135ZM0 135H1V132H0ZM38 135V136H37ZM68 135V136H67ZM156 135V136H155ZM171 135V136H170ZM178 135H179V137H178ZM218 137H216V136ZM69 138V137H71V138H73L72 140H71V138H67V137ZM125 136H126V138H128V140L125 138ZM128 136V137H127ZM152 136V137H151ZM158 136V137H157ZM177 136V137H176ZM230 136V137H229ZM232 136V137H231ZM55 137H57V138H55ZM171 137V138H170ZM187 137H190L189 139H187ZM210 137V138H209ZM235 137V138H234ZM9 138V139H8ZM19 138V137H18ZM38 138V139H37ZM49 138V139H48ZM62 137H61V140L63 139ZM75 138V139H74ZM163 138H164V140H163ZM167 138H168V140H169V142H168V140H167ZM182 138V139H181ZM184 138V139H183ZM214 138V139H213ZM228 138H230V141H229V139ZM241 138H242V142H240L239 140H241ZM34 139V140H33ZM37 139V140H36ZM57 141H56V140ZM160 139V140H159ZM166 139V140H165ZM177 139V140H176ZM219 139V140H218ZM239 139V140H238ZM26 140V141H25ZM33 140V141H32ZM141 140V139H140ZM176 140V141H175ZM188 140H190L193 144H191V142L190 141H188ZM209 140H210V142H209ZM37 141V142H36ZM77 141V142H76ZM81 141V140H80ZM166 141V142H165ZM221 141V142H220ZM229 142V144H228V142ZM235 142V144H234V142ZM11 142H13V143H11ZM19 142H21V143H19ZM35 142V143H34ZM55 142V143H54ZM181 142H183V144L184 145H187V144H189V145H187V146H189V148H190V150H189V157L187 156V159L186 158H178V157H176V159L174 160V163H172V166H174V167H172V173H171V175L169 174V171H170V169H166V168H164L163 167V164H161L160 162H159V164L161 165V166H159L158 165V162H156V163H153V161H154V159H153V157L154 156H161L162 154H163V152H164V150L165 149H167V148H165V147H167V146H169L168 148H170V152H172V150L174 151V153L175 152H177V146L181 143ZM186 142V143H185ZM189 142V143H188ZM204 142H205V144H204ZM217 142H219V143H217ZM231 142V143H230ZM24 143H26L24 146H23V144ZM38 143V144H37ZM75 143V144H74ZM172 143H173V145H172ZM238 143H239V145H238ZM45 144V145H44ZM83 144H81V145H83ZM182 144V143H181ZM210 144H212V145H210ZM219 144H222L223 145V148H222V145L220 146L221 147V149H223L225 152H221V151H223V150H221V149H219L220 147H217V150H218V154L221 156H219L218 154H216V149L214 150V148H216V146H219ZM18 145H19V147H18ZM43 145V146H42ZM76 145V146H75ZM165 147H164V146ZM176 145V146H175ZM194 145V146H193ZM234 145L236 146V147H234ZM242 145V146H241ZM36 146V147H35ZM173 146V147H172ZM191 146H193V147H191ZM232 146V147H231ZM238 146V147H237ZM244 146V147H243ZM47 147V148H46ZM72 147V148H71ZM79 147H80V145H79ZM143 147L145 148V152L143 151ZM164 147V150H162V148ZM197 147H199L198 149L200 150V152L198 151V149H196ZM240 147H242V148H240ZM36 148V149H35ZM45 149V150H41V149ZM172 148V149H171ZM174 148V149H173ZM211 148V149H210ZM232 148V149H231ZM233 148H234V150H233ZM19 149H21V151L19 152ZM85 149H86V147H85ZM153 149H155V150H153ZM193 149V150H192ZM246 149V150H245ZM8 150H10V152L8 151ZM49 150V151H48ZM66 150H67V152H66ZM72 150V152H70ZM154 152H153V151ZM176 150V151H175ZM196 150L198 151V152H196ZM213 150V151H212ZM243 150V151H242ZM8 151V152H7ZM17 151V152H16ZM70 152V154L71 155H73V156H70V154H69V152ZM232 151H234V153L236 154V155H228L229 154V152H232ZM244 151H246L245 153L247 154L246 156H247V158H246V156L244 157L243 156V158H244V162L242 163L241 162V164L239 163L240 161H238V160H241V157H239L240 155H245L244 154ZM19 152V153H18ZM239 152H240V155H239ZM243 152V153H242ZM3 153H4V155H3ZM32 153V154H31ZM155 153V154H154ZM173 153V152H172ZM191 153V154H190ZM198 153V155H197V157L198 158H195V156H196V154ZM201 153V154H200ZM209 153V154H208ZM212 153V154H211ZM224 153H228L227 155L225 154V156H224V159H223V155H224ZM233 152H232V154H234ZM6 154V155H5ZM8 154L10 155V157L8 156ZM34 154V155H33ZM66 154H69V155H66ZM178 154V153H177ZM194 155V157H193V155ZM19 155H20V160L22 159V158H24V159H22V162L21 163H18L17 165L15 164V163H17V162H20V160H18L17 158L19 157ZM80 155V156H79ZM148 155H150V157H148ZM203 155V158L202 157H200V156H202ZM239 155V156H238ZM6 156H8V157H6ZM13 156V159L11 158ZM21 156H22V158H21ZM34 158H33V157ZM65 156H67V159H66V157ZM159 156V157H160ZM178 156V155H177ZM191 156V157H190ZM219 156V157H218ZM4 157L6 158L5 160H4ZM26 157V158H25ZM32 157V158H31ZM65 157V158H64ZM75 157V158H74ZM80 157V158H79ZM147 157H148V159H147ZM157 158V159H161V158ZM212 157V158H211ZM229 157L231 158V159H233L232 161L231 160H229ZM236 157H239V158H236ZM193 158V159H192ZM194 158H195V160H194ZM200 158V159H199ZM206 158V159H205ZM217 158V159H216ZM222 158V159H221ZM11 159V160H10ZM32 159V160H31ZM64 159H66L65 161H64ZM193 161H192V160ZM203 159H204V162H202L203 161ZM228 159V162L230 161L231 163H228L226 160ZM238 159V160H237ZM8 160H10V161H8ZM73 160H74V163H76V164H74L73 163ZM151 160V161H150ZM162 160V159H161ZM184 162H183V161ZM199 160H200V162H199ZM222 160V161H221ZM234 160H235V163H233L234 162ZM7 161V162H6ZM68 161H70L69 163H68ZM72 161V162H71ZM149 161V162H148ZM158 161V160H157ZM193 162V163H191L192 164V166H191V164H189V162ZM195 161H197V164H196V162ZM207 161H209V162H207ZM237 161H238V164H240V166H238V164H237ZM242 161V160H241ZM78 162H80V163H78ZM155 162V161H154ZM246 162V164H244ZM248 162H249V164H248ZM8 163V164H7ZM57 163V162H56ZM71 163V164H70ZM74 165H73V164ZM198 163H201V165L203 164V163H205L204 165H206V168L207 167H209L208 169H210V171L211 172H213L212 174L214 175H212L211 174V172H208V169L206 170V168H205V166L204 165H202V168L204 167L205 168V171L206 172H203L202 171V169H199L200 167H199V165L200 164H198ZM211 163V164H210ZM228 163V164H227ZM26 164H28V165H26ZM62 164V166H59V165H61ZM68 165L69 166V169H70V167H71V169L70 170H72V167L74 166V169H73V171H71V174H72V176H70V178H68L69 177V175H67L66 174V176H64L63 174H65V173H69L68 171L66 172L65 170L66 169H68V168H66V165ZM72 165V166H70V165ZM188 164V165H187ZM255 164V165H254ZM65 167H64V166ZM200 165V166H201ZM214 165L216 166V167H214ZM246 165V166H245ZM259 165V166H258ZM4 166H6V167H4ZM25 166L26 167H28V168H25ZM67 166V167H68ZM125 166V164L123 165V167ZM130 167H131V165H129ZM188 166V167H187ZM192 168H191V167ZM199 168H198V167ZM249 166V167H248ZM255 166V167H254ZM257 166L259 167L258 169L259 170H257ZM15 167H17V168H15ZM75 167L77 168L76 169V171H75ZM88 167V166H87ZM130 167H128V164H127V167L124 169L125 171H127V172H129V173H131V169L132 168H130ZM230 167H231V170H230ZM20 168V169H19ZM21 168L23 169V168H25L23 171H21ZM61 170H60V169ZM149 168H150V171H149ZM189 168H191V170H192V172L190 171V169ZM204 168H203V170H204ZM216 168H217V170H216ZM224 168H225V170H224ZM15 169H17V172L16 171H14ZM31 169H33L34 171H32ZM140 169L141 170H143L142 171V173L144 172V174H141V172H140ZM144 169H148L147 171L146 170H144ZM186 169V170H185ZM215 169V170H214ZM222 169V170H221ZM228 169V170H227ZM55 170H57V168H55ZM65 172H63V171ZM185 170V171H184ZM198 170L201 172V173H198ZM234 170V171H233ZM262 170V169H261ZM146 171V172H145ZM188 171H189V173H188ZM225 171L227 172V173H225ZM239 171V172H238ZM20 172V173H19ZM60 172H62V173H60ZM78 174H76V173ZM79 172V173H78ZM229 172V173H228ZM238 172V173H237ZM17 173H19V174H22L23 175V178H21V180H20V177L22 176V175H16ZM31 173L33 174L32 176H31ZM188 173V176L189 175H193V177L191 176V178L192 179H194V181L191 179V178H189V177H187V174ZM193 173V174H192ZM209 173V174H208ZM60 174V175H59ZM87 174V175H86ZM199 174V175H198ZM221 174H223V175H221ZM227 174H228V176H227ZM7 173H6V178H7V176L8 177H10ZM55 175V176H54ZM60 177H59V176ZM74 175V176H73ZM80 175V176H79ZM198 175V176H197ZM207 175V176H206ZM209 175H210V178H209ZM253 175V176H252ZM5 176H3V177H5ZM20 176V177H19ZM33 176H34V180L32 181V183L33 184H35V186L34 185H32V183H31V180L33 179ZM56 176L57 177H59V179L60 178H62L63 176V178H64V184L66 185V184H70V182H72V180L73 181H75V182H73V185H77V188L75 189V186L73 187V185H72V187L70 186V185H68V186H70V187H68L69 188V191L67 192V191H63V190H65L66 188L65 187H63V190H59V188H61V187H59V188H56L57 187V184H58V182H60V181H62V180H57V178H56ZM185 176V177H184ZM257 176V177H256ZM54 177V178H53ZM78 177H79V181L78 180H76V179H78ZM85 177H86V179H85ZM188 179H190V180H188ZM211 177H214V181H213V178H211ZM216 177V178H215ZM222 177V178H221ZM244 177V178H243ZM246 177V178H245ZM258 178V181L257 182H255L256 183V185H255V183L252 185V186H250V187H248V186H246V188L247 189H245L244 187H243V185H245L244 183L246 182V180H247V178ZM27 178V179H26ZM30 178V179H29ZM32 178V179H31ZM62 178V179H63ZM74 178V179H73ZM169 178V179H168ZM243 178V179H242ZM9 179V178H8ZM7 179V180H8ZM13 179V180H14ZM47 179V180H46ZM49 179V180H48ZM65 179H66V181H67V179H68V181L69 180H71L69 183H66L65 182ZM185 179H187V182H185L186 180ZM196 179V180H195ZM197 179H199V181L197 180ZM209 179V180H208ZM244 179H246V180H244ZM17 180V181H16ZM43 180H44V183L46 184V186H44V184H43ZM45 180H46V182H45ZM184 180V181H183ZM192 180V181H191ZM56 181H58V182H56ZM67 181V182H68ZM80 181H82L81 183H80ZM85 181V182H84ZM142 181V182H141ZM188 181H190V183L188 182ZM49 182H51L50 183V188L51 189H47L48 187H49ZM53 182H56V185L55 184H53V185H55L56 187L54 188V186H51V184L53 183ZM137 182H140L139 183V187H137L138 185H136V184H138ZM192 182V183H191ZM200 182V183H199ZM229 182V183H228ZM144 183V184H143ZM230 184V185H228V184ZM47 184H48V187H47ZM63 184V183H62ZM63 184V185H64ZM193 184V185H192ZM196 184V185H195ZM262 186H261V185ZM59 185H61V184H59ZM195 185V186H194ZM255 185V186H254ZM37 186V187H36ZM143 186V187H142ZM191 188V186H192V188L190 189L189 187ZM260 186V187H259ZM52 187H53V189L54 190H52ZM137 187V188H136ZM141 187V188H140ZM185 187H187V189H190V190H192L191 192H189L190 190H183V188L185 189ZM193 187H194V190H193ZM258 187V188H257ZM38 188V189H37ZM41 188V189H40ZM65 188V189H64ZM82 188H84V189H82ZM161 188V194L159 193V189ZM196 188V189H195ZM231 188V189H230ZM252 188H254V189H252ZM256 188V189H255ZM45 189V190H44ZM55 189H56V193H55ZM70 189H73V190H70ZM82 191V192H79L80 190ZM260 189V190H259ZM42 190V191H41ZM51 190H52V192H51ZM79 190V191H78ZM139 190H142L141 192L139 191ZM157 190H158V192H157ZM204 192H203V191ZM231 192H230V191ZM253 190V191H252ZM37 191V192H36ZM41 191V193H39ZM49 191H50V193H49ZM73 193H72V192ZM78 191V192H77ZM163 191V192H162ZM196 192L195 194H193L194 192ZM214 191V192H213ZM252 191V192H251ZM256 191V192H255ZM1 192V193H2ZM185 192V193H184ZM0 193V194H1ZM37 195H36V194ZM51 193H53V194H56V196L55 195H53L52 197H51ZM61 194V195H59V194ZM78 193V194H77ZM80 193H85V194H80ZM132 193V194H131ZM187 193V194H186ZM188 193L190 194H192V195H190V196H188ZM204 195H203V194ZM230 193H231V196H230ZM41 195V197H42V194L45 196V195H49L50 196V199L52 200L51 202H56L57 200H59V198L61 199V197L63 196V198L61 199V200H59V201H57V202H59V204H60V207L59 206H57V204L55 205L54 203H51L50 205L51 206H57V207H53V208H50V210L49 211H51V210H53V209H58V210H56V214H55V212L50 216H48V218H47V216H44L43 215V217H45L46 219H48L49 220V217H50V220L49 221H52V219L54 220L53 221V225H54V227H53V225L51 224L52 222H49V221H47V220H45V219H43V220H45V221H43L42 219H41V217L39 216V219H41V220H37V223L40 225V223H41V227L43 228H39V226L38 225H36V226H38V228L40 229V230H33V228H34V214L33 213H35L34 211H37V210H35L34 209V211L32 210V208H33V205L35 204V202L37 201L38 203H36V204H39V202H43V200L44 199H46V198H44L43 197V199H41L40 198V195ZM60 196L59 198H58V195ZM92 194H93V192H92ZM99 194H101L100 192H99ZM130 194H131V196H130ZM229 194V195H228ZM251 194V195H250ZM256 194V195H255ZM260 194H262V195H260ZM26 195V196H25ZM33 195H35L34 197H33ZM39 195V196H38ZM88 195V194H87ZM158 195H160V196H158ZM195 195V196H194ZM225 197H224V196ZM245 195V196H244ZM37 196V197H36ZM49 196H47V199H48V197ZM82 196V197H81ZM205 196V198H203ZM261 196H263V197H261ZM46 197V196H45ZM53 197H54V200H53ZM84 197V198H83ZM155 197L157 198V197H159V198H157V200L155 199ZM194 197H196L195 199H193ZM198 197V198H197ZM221 199H220V198ZM259 197L261 198V201H258L259 200ZM58 198V199H57ZM66 198H69V199H71V198H75V200H76V203H77V201H79V199H81V201H82V198L84 199V201L82 202L83 203V205H85L84 203H86V205H87V203L90 201V203L92 202V204H90V205H87L88 207H86V205L83 207V205H80V204H82V203H80V204H78L79 206H80V208H78V207H71V209H69V208H67V209H69L70 210V212L71 213H69V211L65 208L66 207V205H65V203H67L68 201H66ZM93 198V197H92ZM154 200H153V199ZM224 198V199H223ZM50 199H49V201H50ZM150 199V200H149ZM200 199V200H199ZM203 199L207 202V205H205L206 204V202L205 201H203ZM208 199V200H207ZM213 199H214V201H213ZM257 199V200H256ZM30 200L32 201V202H30ZM36 200V201H35ZM56 200V201H55ZM62 200H63V203H62ZM68 200V199H67ZM186 202H185V201ZM247 200V201H246ZM27 201V202H26ZM46 201V200H45ZM45 201H44V203H45ZM48 201V200H47ZM85 201H87V202H85ZM197 201V202H196ZM203 201V202H202ZM221 201V202H220ZM233 201H234V203H233ZM30 202V203H29ZM71 202H73V201H71ZM155 204H158V205H155V206H157V207H155L153 204L154 203ZM188 202H189V204H188ZM199 202H201L200 204H199ZM211 202H213L212 204H211ZM236 202V203H235ZM263 202V203H262ZM24 203V204H23ZM27 203V204H26ZM28 203H29V205H28ZM50 203V202H49ZM74 203H75V201H74ZM153 203V204H152ZM176 203L178 204H180V207L181 208H179V205H178V212L180 213V214H186V216H188V218H187V220L188 221H186V222H183L182 221V223H184L183 225L181 224V226H179L180 225V222H179V224L178 223H176V226H173L170 222H168L167 221V219H166V217H165V215H164V212L166 211V210H168V212H172L173 211V207H174V205H176ZM196 203H198V205H196ZM219 203H221V204H219ZM244 203H246V204H244ZM23 206H22V205ZM31 204V205H30ZM35 204V205H36ZM43 204V203H42ZM48 204V203H47ZM52 204H54V205H52ZM58 204V205H59ZM62 204H63V206H64V209L63 210H61L60 208L62 207L63 208V206H62ZM219 204V205H218ZM263 204V205H262ZM1 205V204H0ZM26 205V207L25 208H27L26 210H29V208H30V213H31V217H28V218H31V219H28V223H27V218H25V216H24V218H23V215L25 214L26 215V212H28V211H25L24 210V206ZM28 205V206H27ZM46 205V204H45ZM49 205V204H48ZM189 205V206H188ZM200 205V206H199ZM212 205V206H211ZM259 205V206H258ZM260 205H262L261 207H260ZM2 206V205H1ZM42 206V205H41ZM40 206V207H41ZM43 206H44V204H43ZM72 206H74V205H72ZM94 207L93 209L91 208V210H90V207ZM188 206V207H187ZM195 206H196V208H195ZM197 206H198V208L200 209H198L197 208ZM258 206V207H257ZM35 207V206H34ZM37 207V206H36ZM35 207V208H36ZM46 207V206H45ZM68 207V206H67ZM205 207V208H204ZM234 207V208H233ZM248 207V208H247ZM256 207H257V209H256ZM3 208V207H2ZM2 208H0V211H2L3 210V212L5 211L4 210V208L2 209ZM22 208V209H21ZM38 209H39V207H37ZM42 208V207H41ZM76 208H78L79 210H76ZM98 208H100V210H101V212H98V211H100ZM102 208V209H101ZM108 208V207H107ZM151 208V209H150ZM155 208H157V209H155ZM185 208V209H184ZM190 208H195V209H193V211H194V213H192L191 212V210H189ZM48 209V208H47ZM46 209V210H47ZM74 209V210H73ZM110 210H111V207L109 208ZM147 209H149V210H147ZM153 209V210H152ZM236 210V211H234V210ZM260 209V210H259ZM21 210V212H19V211ZM41 210V209H40ZM54 210V211H55ZM73 212H72V211ZM82 210V211H81ZM90 210V211H89ZM105 210H107V209H105ZM113 210V209H112ZM199 210V211H198ZM218 210H220V211H218ZM48 211V210H47ZM46 211V212H47ZM58 211V212H57ZM67 213H65V212ZM68 211V212H67ZM76 211H77V213H78V215H81V216H76ZM108 211V210H107ZM150 213H149V212ZM190 213H189V212ZM202 211V212H201ZM235 213H234V212ZM15 212V213H14ZM25 212V213H24ZM45 212V213H46ZM91 212H93V213H91ZM110 212H112V211H110ZM152 212V213H151ZM197 212H198V214H197ZM14 213V214H13ZM17 213H19V215H17ZM24 213V214H23ZM40 213V212H39ZM42 213H43V211H42ZM42 213H40V214H42ZM59 213H65L64 215L62 214L61 216H58L59 215ZM73 213V214H72ZM80 213V214H79ZM82 213H83V215H82ZM87 213V214H86ZM97 213H101L102 215H100V216H103L102 218H103V220H104V222H102V221H99V224H100V226H103L102 224L103 223H105L106 224V220L108 219H110L109 221H110V223L112 222L113 224H115V227H114V225L112 224V227L111 228H113V230H115L114 231V235L113 234H111L109 231H113L111 228H110V230H108L109 228H108V226H107V230H108V232H109V234H107V231L105 232L104 230L105 229H102L103 230V233H104V235L105 234H107V235H111V237H109V236H107V235H105V237H106V242H105V240L103 241V238H105V237H100L101 235L103 236V234H101L100 235V232L102 231L101 230V228L102 227H98V225H97V221H96V219L97 218H99L98 216H97ZM219 213V214H218ZM224 213V214H223ZM48 214H50V213H48ZM58 214V215H57ZM69 214V215H68ZM85 214V215H84ZM89 214V215H88ZM147 214H149V215H147ZM163 214V215H162ZM212 214H213V218H212ZM36 215V214H35ZM47 215V214H46ZM152 215H154L155 217H154V220H152L153 218H151V216ZM197 215V216H196ZM11 216V217H10ZM15 216H16V218H15ZM17 216H19L18 218H17ZM27 216H28V214H27ZM26 216V217H27ZM52 216H54V217H52ZM65 216H68V218H66ZM70 216V217H69ZM146 216H147V218H148V216H150V220H148V219H146ZM52 217V218H51ZM60 217H61V219L63 220H60ZM73 217H74V220H72L73 219ZM81 217V218H80ZM82 217H84V218H82ZM90 217V218H89ZM105 217L107 218L106 220H105ZM161 217V218H160ZM193 217V218H192ZM196 217V218H195ZM64 218V219H63ZM71 218V219H70ZM14 219V220H13ZM67 219H69L68 220V222H65V221H67ZM87 219V220H86ZM100 219V218H99ZM146 219V220H145ZM156 219H158V220H156ZM26 220V223H24V221ZM32 220V221H31ZM36 220V219H35ZM58 220V221H57ZM59 220H60V222H59ZM65 220V221H64ZM86 220V221H85ZM98 220V219H97ZM159 223V225L157 224V223H155L156 221ZM159 220H160V222L161 223H164L163 225H164V227L162 228L161 226H160V222H159ZM43 222V224H42V222ZM64 223L65 222V224H62V222ZM75 221V222H74ZM82 221H83V223H84V225H85V227H84V225H83V223H82ZM109 221L107 222V223H109ZM44 222H46L47 223V225H49L48 227H47V225H46V227L44 228L42 225H44V224H46V223H44ZM55 222H57L56 224H55ZM58 222L60 223V228H59V230L60 229H62L61 231H59L57 228L59 227L58 225ZM70 222H74L73 223V225L74 224H76L75 225V229H76V232L74 233V235L71 233V231L69 230L68 231V234L65 236V234H64V232H67L66 230H67V228L69 227L70 229H73L72 230V232L73 231H75L74 230V226L73 225H71V223ZM79 222V223H78ZM145 222V223H144ZM153 222V223H152ZM207 222V225L205 224ZM208 222H209V225L211 224L212 226H209L208 225ZM5 223V224H4ZM49 223V224H48ZM86 223V224H85ZM142 225H141V224ZM168 223V224H167ZM4 224V225H3ZM69 224V225H68ZM81 225V226H79L81 229H79V228H77L78 226L77 225ZM148 224V225H147ZM19 225V226H18ZM25 225L27 226V227H25ZM32 225V226H31ZM65 225V226H64ZM167 225V226H166ZM31 226V227H30ZM53 228H52V227ZM56 226V227H55ZM77 226V227H76ZM105 226V225H104ZM103 226V228H105ZM156 226V227H155ZM159 226V227H158ZM179 226V227H178ZM182 226H185V227H187V228H185V230H183L184 228H182ZM202 226H203V228H202ZM205 226V227H204ZM24 227L26 228V229H24ZM83 227V228H82ZM110 227V226H109ZM119 227V228H118ZM161 227V228H160ZM176 227H177V229H176ZM181 227V228H180ZM195 227H197L198 229L196 230V228ZM30 228H31V230H30ZM49 230L50 228V230L52 231V229H53V232H51L50 233V230L48 231L47 229ZM100 228V229H99ZM118 228V229H117ZM145 228V229H144ZM154 228V229H153ZM159 228L160 229H163V230H161L160 232H159ZM179 228H180V230L181 231H179ZM36 229V228H35ZM56 229H57V231H56ZM86 229H87V231L90 233V236L92 235V237H89V238H91V239H88L89 241L88 242H86V243H84L83 241L85 240V238L83 239V241H81V239L83 238L82 237V235L81 234H83L85 231H86ZM143 229V230H142ZM174 229H176L175 230V232H181L182 234L183 233H185V234H181L180 233V238L179 237H177V236H173L172 234H173V232H174ZM42 230H44V231H42ZM79 230V231H78ZM118 230H119V232H118ZM121 230V231H120ZM141 230L143 231V232H141ZM166 230V231H165ZM178 230V231H177ZM194 230H196V233L194 232ZM259 230V231H258ZM33 231V232H32ZM82 231H84V232H82ZM117 231V232H116ZM146 231H147V233H146ZM192 231H193V233H192ZM209 231H210V233H209ZM1 232V231H0ZM5 232V231H4ZM4 232H1V233H4ZM10 234H9V233ZM55 232L56 233H58V235H61V236H59L60 238H61V240L60 239H58V236L56 237L55 235ZM59 232H62L61 234L59 233ZM145 232V233H144ZM149 232H150V234H149ZM152 232V233H151ZM190 233V235H189V233ZM259 232V233H258ZM71 233V234H70ZM92 233V234H91ZM93 233H94V235H93ZM120 233V234H119ZM122 233H124V234H122ZM142 233V234H141ZM144 233V234H143ZM186 233H187V235H186ZM247 233V234H246ZM262 233V235L261 236H258V235H260ZM52 234H54V239L52 240L51 239V236H53ZM70 234V235H69ZM85 234V233H84ZM121 234H122V236H121ZM148 234V235H147ZM152 234V236H150L149 237V235H151ZM195 234V235H194ZM31 235V236H30ZM71 235H73L74 237H72L71 238ZM87 235V234H86ZM96 235H97V237H100V238H102L99 242L97 241L99 238H97L96 237ZM119 235L121 236L120 237V239H122V240H120L119 239V241H118V243H117V245L116 244H113L112 243V241L114 240V238H119ZM128 235V236H127ZM164 235V236H163ZM169 235L171 236L169 239V241H168V239H166V238H168L169 237ZM188 236V238H186V239H184V237L185 236ZM198 236V237H196V239L197 240H195V236ZM48 236H50V237H48ZM80 236V237H79ZM117 236V237H116ZM125 236V237H124ZM127 236V237H126ZM160 236V237H159ZM166 236H168V237H166ZM94 237V238H93ZM97 239H96V238ZM109 237V238H108ZM114 237V238H113ZM148 238L149 239V241L147 240V242H144L145 240H144V238ZM182 237V238H181ZM190 237V238H189ZM255 237H257V238H255ZM67 238V239H66ZM79 238H81V239H79ZM125 238V239H124ZM27 239V240H28ZM47 239L48 240H50L49 242L47 241ZM57 239H58V241L60 240V242H57ZM110 240V242L109 241H107V240ZM128 239V241L126 242L125 241V243H124V240H127ZM177 239V240H176ZM184 239V240H183ZM190 239V240H189ZM215 239V240H214ZM223 239H225V240H223ZM241 239V240H240ZM256 239H260L259 241L258 240H256ZM27 240H26V243H27ZM52 240V241H51ZM68 240V241H67ZM116 240V239H115ZM118 240V239H117ZM187 240H189L188 242H187ZM193 240H195V241H193ZM222 240V241H221ZM242 240H244L245 242H243ZM262 240V241H261ZM4 241V239L1 241V242H3ZM28 241V242H29ZM85 241H87V240H85ZM95 241H97V243L95 242ZM223 241H227V243L226 242H223ZM231 241V242H230ZM260 241H261V244H260ZM0 242V246L1 247H6L7 246V243H1ZM34 242V243H33ZM51 242H53L52 244H54V245H52V246H54V247H51V245H50V243ZM61 242H63V244L61 243ZM67 242V243H66ZM94 242V243H93ZM106 244H105V243ZM107 242L109 243V245L107 244ZM171 242V243H170ZM190 242V243H189ZM9 243V242H8ZM59 243V245H57ZM64 243H65V245H64ZM69 243V244H68ZM74 243V244H73ZM83 245H82V244ZM91 243V244H90ZM93 243V244H92ZM95 243L97 244V246L95 245ZM192 243V244H191ZM256 243V244H255ZM67 244V245H66ZM80 244H81V246H80ZM90 244V245H89ZM99 244H103L104 246H100ZM112 244H113V246H112ZM141 244H138V247H140L139 245H141ZM171 244H172V246H171ZM228 244V245H227ZM245 244V245H244ZM49 245H50V247H49ZM88 245L90 246V247H88ZM120 245H118V247L120 246ZM232 245V246H231ZM130 246V247H129ZM201 246H202V248H201ZM247 246V247H246ZM257 248H256V247ZM0 247V248H1ZM75 247H76V249H75ZM104 247V248H103ZM135 247H136V245H135ZM48 248H50V249H48ZM51 248H53V249H51ZM78 248V249H77ZM106 248V249H105ZM130 248H131V250H130ZM137 248V247H136ZM189 248H190V250H189ZM193 248V249H192ZM247 248V249H246ZM261 248H263V249H261ZM62 249V250H61ZM66 249V250H65ZM82 249V250H81ZM116 249V248H115ZM114 249V250H115ZM117 249H116V251H117ZM119 249H121V251L119 250ZM129 249V250H128ZM228 249V250H227ZM257 249V250H256ZM1 250V249H0ZM48 250H50V251H52L53 250V252L51 253L50 251H48ZM61 250V251H60ZM69 250V251H68ZM75 250H76V253H75ZM86 250V251H85ZM91 250H93L94 252H92ZM100 250H99V253H100ZM111 250V251H110ZM126 250H128V251H126ZM172 250V251H171ZM173 250H175L174 252H173ZM239 250V251H238ZM261 250H262V253H260L261 252ZM60 252V254L61 255H59V253H58V255H59V257H60V259L58 260V257L56 256L57 255V253L56 252ZM84 251H85V254H84ZM89 251H91L90 253H89ZM107 251V252H106ZM120 251V252H119ZM207 251V252H206ZM5 252V251H4ZM48 252H50L51 254H53L54 252L56 253L55 254V257H54V254H53V256L50 254V253H48ZM98 252V251H97ZM127 254H126V253ZM142 252H144V253H142ZM173 252V253H172ZM45 253H48V254H50L49 256H51L50 258H51V260H50V258L49 257H47L48 255L47 254H45ZM73 253V254H72ZM78 253V254H77ZM80 253H81V255H80ZM83 253V254H82ZM108 253V255H107V257L108 258H106L105 256H106V254ZM170 253H172V255H173V257H172V255L170 254ZM44 254V255H43ZM71 254L74 256V254L76 255V259H78V261L75 259V256L72 258V256H71ZM116 254V255H117ZM142 254H144V255H142ZM258 254H260L259 256H258ZM28 255V256H27ZM38 256V257H36V258H38V259H36L37 261H35V258H33L34 260H32V258H30V257H33V256ZM46 255V256H45ZM67 255V256H66ZM77 255H80V256H77ZM82 255H84L85 256V258H84V256H82ZM91 255V256H90ZM127 255V256H126ZM140 255V256H139ZM142 255V256H141ZM169 255H170V257H169ZM207 255V256H206ZM4 256H6V253H5V255ZM26 256V257H25ZM62 256V257H61ZM133 256V257H132ZM135 256V257H134ZM44 258V260H43V258ZM46 257H47V259H46ZM57 257V259H55ZM79 257V258H78ZM84 259H83V258ZM91 257V258H90ZM118 257V256H117ZM117 257H115V259H113V261H108V262H106V261H104L102 264H117L115 261H116V259H117ZM141 257V258H140ZM143 257V258H142ZM48 258H49V260H48ZM72 258V259H71ZM88 260H87V259ZM134 258V259H133ZM137 258H139V261L140 260H142L141 262H139L138 261V259ZM172 258H174V259H172ZM8 259V258H7ZM7 259H4V260H7ZM27 259V258H26ZM52 259H53V261H52ZM70 259H71V261H70ZM81 259H83V261L81 260ZM156 259V260H155ZM10 259H8V261H9ZM43 260V261H42ZM46 260H48L47 262L48 263H46ZM56 260V261H55ZM66 260V261H65ZM90 260V261H89ZM112 260V259H111ZM133 260V261H132ZM190 260H192L191 262H190ZM201 260V261H200ZM260 260V261H259ZM23 261V260H22ZM35 261V262H34ZM57 262L58 261V263H55V262ZM66 263H65V262ZM81 261V262H80ZM89 261V262H88ZM91 261H94L93 263H91ZM131 261V262H130ZM24 262V261H23ZM26 262V264L28 263L27 262V260L25 261ZM39 262V263H40ZM60 262V263H59ZM132 262H134V263H132ZM137 262V263H136ZM22 263V262H21ZM50 263V264H51ZM101 263V262H100ZM6 264V263H5ZM9 264V263H8ZM23 264H25V263H23Z\"/></svg>",
    "mask_w": 264,
    "mask_h": 264
},
{
    "label": "bare ground",
    "instance_id": "obj_2",
    "mask_svg": "<svg viewBox=\"0 0 264 264\" xmlns=\"http://www.w3.org/2000/svg\"><path fill=\"white\" fill-rule=\"evenodd\" d=\"M4 1V0H3ZM2 0H0V4H3L2 2H3ZM26 1H27V3H26ZM35 1V0H34ZM130 1V0H129ZM129 1H126V2H129ZM183 1H185V2H187V5H185V6H187V13H185V14H188L185 18H184V20H185V27L187 28H190L191 29V32L193 33V34H195L196 35V38H197V40L194 42V46H199L202 42L204 43V40H205V43L204 44H206L205 46H206V50L207 49H209L210 51V54L212 55V57L214 58V60L215 61H218V57H219V55L222 53L221 51H220V49L218 48V46L216 45V44H214V43H216L215 41H214V43H213V41H211L210 40V38H207V37H204L203 35L204 34H201L202 33V31L203 30H200L201 29V25L199 24V21H200V19H202L201 20V22H203V21H205V20H203L204 19V17L206 18V14L207 13H209V11L210 10H212V7L211 6H209L208 5V2L210 1H207V3L206 2H204V0H183ZM218 1V0H217ZM226 2L228 1V0H225ZM234 1V0H233ZM245 1V0H244ZM259 1V0H258ZM258 1H257V3H258ZM22 3V0L21 1H18L17 2V4H16V6L14 7L15 8V10L14 9H9L10 7H8V5L9 4H7V6H6V8H8L9 9V11H8V13H9V15L6 13V11L5 10H1L2 12L3 11H5V12H3V13H5V16L6 15H8V16H4L3 15V13L1 12V14H0V27L2 26V25H4L5 24V26L4 27H6V26H8V28H9V25L11 24L12 26H13V24L11 23V22H14V21H16V20H14L13 21V19L14 18H12V16H14V15H11L12 13H13V11H15V13H17V12H19V11H17L16 12V8H19V10H20V5H21V3ZM29 1L28 0H23V3L24 4H22L23 6H24V9L26 10H24L25 12H26V14H25V12H24V14L27 16V15H29V14H31L32 13V11L34 10L33 9V6L31 7V3H28ZM30 2H32V1H30ZM80 2H81V6L79 7V9L75 6V5H73V3H72V0H56V5L54 6H52V7H50V8H48V9H46V10H44L43 11V14H42V20L40 21V20H33V21H31V22H29V23H27V27H26V29L27 28H30L31 29V31L33 30L32 29V27L33 28H35L36 27V29L38 30V32L37 31H35V33H37V36H36V39L35 38H33V39H35V40H32V42L31 43H33V41H36L35 43H33V44H31V43H29V42H27V40H25V38H24V41H22L21 40V44H20V49H21V51H22V55H21V57L18 59V60H15L14 59V62L13 61H11L13 64H14V70H12L11 72H10V70H9V72H7V71H5V72H7V73H5V72H3V73H5V74H3L2 76H1V78H0V95L1 94H8L7 92H9L8 90H11L9 93L11 94V96H12V94H13V97H15V98H13V99H16V100H10V104L8 103V105H10V106H8V108H6V104H5V107H3L2 108V110H0L1 112H3V115L5 116V113L8 111V113H10V111H11V109L9 110V108H11V102L13 103V105H12V107H17V106H15L14 104H20V105H18V107L20 108V112H19V110H18V108H17V110L18 111H16L18 114H20L21 112H23V108H24V113H21L22 114V116H24V117H26L27 118V116H28V114L30 113V116H32L33 115V117L35 116V114L37 113L36 112V110L38 109V107L41 105L42 107H40L41 109H44V107L46 106V104H45V106H43V103L40 101L39 103H38V100H37V105H39L37 108H35L36 110L34 111V113L32 114V112H33V110H31L30 109V105H32V94H34V96L35 97H38L39 96V93L37 94L38 96H36L35 95V91H40V90H36V87H35V91H34V86L32 85V84H34V83H30L29 82V77H31L32 76V74H31V76L29 75L31 72H32V70H33V68H34V66H35V64H37V63H40V64H43V65H40L41 67L40 68H42V67H45L46 65H48V67L50 66V68L48 69L47 68V66H46V69H47V71L49 70V74L51 75L52 74V76H50L51 78L52 77H54V79H53V81H52V79H51V84L54 86L55 85V87L56 88H54L56 91H55V93H56V96H57V99L58 98H61V96H65V94H71V96L70 97H72V107H73V111H71L70 112V110L68 111V114H67V108H65V107H68V106H65V105H67L65 102V107H64V110H66V113H65V111H63V115L61 116V115H59L60 116V119H59V116L57 117V121L58 120H63V121H58L60 124L58 125V123H57V121H55V120H53L52 121V123L55 121L57 124V126H59V128L58 127H56V125L54 126V128H55V130L57 131V129L56 128H58V131H57V133H58V141H57V143H56V145L52 148V150H48L49 151V153H46L45 155H44V158H42L41 159V161L40 162H37V164H35V166H36V171H35V174H34V176H35V183H36V185H38V188L39 187H41L42 186V182H41V180L43 179V178H50L49 176H51L53 173H55V172H57L58 171V166H56V164H59L58 163V160L60 159V161L59 162H61L62 160L61 159H63V157H62V155L61 154H63V152L65 153V151H62L64 148H66L67 147V150H69L70 149V147L69 146H67L66 145V143L68 142V141H66L65 142V137L63 138V136L62 135H64L65 133H64V131H63V129L62 128H67L68 126H70V124H72V126L73 125H75V126H77V129H78V133H76V134H72V133H75L74 131H72L71 132V134H70V132H68L69 134H70V136L72 135L73 137L74 136H76V137H78V138H80V139H76L77 141H79V142H81V144H83V142L86 144L85 145V147H86V149H85V147H84V144L83 145H81L80 143H79V145H80V147H79V145H78V143H77V146H78V149H80V151H82L81 149H82V146L84 147L83 148V151L82 152H79V150L77 151V148H76V150H73V151H76V154L78 153H80V157L82 158V161L84 162V165H85V168L87 169V174L89 175V180L90 179H92V181L91 182H89V184H86L87 186H85V189L84 188H82V189H84V191L86 192V194L85 193H80V194H85L84 195V197H85V199L88 201L89 200V197H91V195H92V197H91V200L93 199V202H94V196L93 195H96V193H97V206L96 207H99L98 205L100 204L99 203V201H100V199H101V204L102 205H105L106 207H104V209H102V210H104V212L106 211V214L107 215H109V217L111 216V221H113L114 223H116V226H119V227H121V228H124L123 229V231L125 230V232H126V234L127 233H129V241H130V243L132 242V244H134V246H133V250H134V255H136L137 254V251H139L138 253L140 254V252L142 251V250H144V244H141V241H140V239L141 238H139V234H140V232H139V228H141V227H139L138 228V226H137V222H138V220H140V222H141V217H143L144 216V212H147V211H145L146 209V207H148V206H151V204L149 205V203H148V206H145L146 205V198L144 197V194H143V192H141L142 190H139L141 193H139L137 196H136V201H137V206H135V200H132V198H133V196H132V198H130L129 197V195H128V190H129V187L127 186V184L129 183V181H130V176L132 175L133 177H134V179L135 178H137V179H139L138 178V174H139V167H141V166H143V165H145L146 163H144V162H147L146 160L144 161V162H142L143 163V165L141 164V162H140V160H143L144 159V154H143V157L141 158V156H142V148H141V145H146V148H147V150L149 149V148H153V146H152V144H151V142H150V137H149V135H148V130L150 129L149 127L150 126H148V121H149V118H150V116H151V113L153 112V110H154V107H153V105H155V104H147V106L146 107H140L141 106V104H139L138 102H136L135 101V99H134V97H133V93H132V87H133V85H134V81H136V80H146V79H148V77L151 75V74H155V72L152 70V68H151V66L153 65V62L154 61H158V59H159V56H158V54H154V53H152L151 51L150 52H147L146 54L144 53V54H141V55H138V56H136V54H135V56L136 57H134V58H131L132 59V61H131V63H130V65L128 66L129 68H130V70L131 71H126V72H124V67L122 66V70H120V65H119V63H120V56H121V54H122V49H124V48H127L128 50H131V48L132 49H134V50H138V46L140 45V43L139 42H141V36H143V34H144V19L142 18V15L140 14V11H139V13H137L139 16L137 17V19H136V21H135V26H133V25H131V26H133L132 28L131 27H129V28H131L130 30H128L126 27V30L123 32L124 33V35L126 36H124L125 38V42L122 40V33H120L121 34V37L119 36L120 34L118 33V31H117V29L118 28H115V30L117 31L116 33H118L119 35H115V37H114V40H113V42L111 43V44H108V42H110L109 40L111 39V37H110V39H108V37H106V35L108 34V32H107V34H106V30H107V26L109 25H107V23L105 22V20H108V19H110V20H113L114 19V21H116L117 23H121V28H122V20H121V10H120V8L118 7V9L116 8V6L115 7H113L112 6V0L110 1V0H80ZM137 2V1H136ZM184 2V3H185ZM214 2V1H213ZM216 2V1H215ZM229 2V1H228ZM78 3V2H77ZM76 3V4H77ZM183 3V4H184ZM210 3V2H209ZM235 3H236V1H235ZM235 3H233L234 5L233 6H235ZM241 3H242V1H241ZM31 4V5H30ZM125 4V3H124ZM135 4V3H134ZM154 4V3H153ZM165 4H168V3H165ZM211 4V3H210ZM218 4V3H217ZM228 4V3H227ZM113 5H114V3H113ZM144 5V4H143ZM230 5H231V3H230ZM228 6V5H225V7L226 6H228V8H226V10H228L229 9V7H231V6ZM247 5L249 6V1H248V3H247ZM18 6V7H17ZM128 6V5H127ZM178 6V5H177ZM220 6V5H219ZM232 6V7H233ZM246 4L244 5V7H242V5H241V7L242 8H240V9H243V8H245V10H246ZM2 7V6H1ZM30 7L32 8L31 10H30ZM134 7V6H133ZM133 7H131V8H133ZM136 7V6H135ZM145 7V6H144ZM123 8V7H122ZM127 8V7H126ZM139 8V7H138ZM138 8H135L136 10L138 9ZM147 8V7H146ZM220 8V7H219ZM151 9V8H150ZM149 9V10H150ZM218 9V8H217ZM221 9V8H220ZM233 9V8H232ZM10 10H11V12H10ZM22 10V9H21ZM65 10H68L67 12H70V14H67L68 15V17L67 18H64V17H62L64 14V11ZM122 10H124V9H122ZM128 10V9H127ZM145 10V9H144ZM153 10V9H152ZM224 9H223V6H222V10L221 11H223ZM226 10H224V11H226ZM244 9L242 10V11H245ZM247 10H248V8H247ZM143 11V10H142ZM213 11V10H212ZM211 11V12H212ZM219 11V10H218ZM230 11V10H229ZM229 11H227V12H229ZM232 11V10H231ZM241 11V10H240ZM263 11H264V9L261 11V13H263ZM147 12V11H146ZM227 12H225V14L227 13ZM19 13H21V14H19V15H15L16 17H15V19L17 18V16H19V17H21L22 16V14H23V12L21 11V12H19ZM159 13V12H158ZM246 13H248V11L247 12H245V16H246ZM18 14V13H17ZM63 14V15H62ZM145 14V13H144ZM217 14V13H216ZM225 14L223 13V16L225 17ZM228 14H230V12L228 13ZM242 14V13H241ZM256 14V13H255ZM130 15V14H129ZM147 15V14H146ZM220 15H221V13H220ZM239 15V14H238ZM237 15V16H238ZM10 16V17H9ZM24 16V15H23ZM25 16V17H26ZM184 16V15H183ZM202 16H204L203 18H202ZM211 16V15H210ZM214 16V15H213ZM231 16V15H230ZM229 16V17H230ZM241 16V15H240ZM243 16V15H242ZM242 16H241V18H242ZM201 17V18H200ZM219 17V16H218ZM10 18H12V19H10ZM129 18H131V17H129ZM214 18V17H213ZM220 18V17H219ZM222 18V17H221ZM237 18V17H236ZM239 18V17H238ZM19 19V18H18ZM17 19V20H18ZM68 19V21H69V23L70 22H77L78 23V26H77V28L75 29L76 31H73L74 32V35L76 34V36H73V34H68V31H67V28L65 27V29H64V31H66V32H64L63 31V29L61 30L60 28H59V26L64 22V21H66ZM154 19V18H153ZM156 19V18H155ZM193 19H196V21H194V23H193V25H191L192 23H191V21L193 20ZM231 19V18H230ZM20 20H22V19H20ZM208 19H206V21H207ZM216 20H217V17H216ZM215 20V21H216ZM235 20V19H234ZM240 20V19H239ZM243 20H244V17H243ZM243 20H241V21H243ZM246 20V19H245ZM38 21H40V22H38ZM68 21H66V23H65V26L66 25H68ZM148 21V20H147ZM214 21V22H215ZM26 23V20H24L23 21V24L25 25V23ZM128 22V21H127ZM153 23L152 24H150V21L148 22L149 24H150V26H148V24H147V26L149 27L148 29L149 30H147V32L149 33V31L151 32V34L153 33L154 35L156 34V35H158V37H157V39H154V40H158L159 39V37L161 38V36L160 35H162V30H161V27H162V25L160 26L159 24L157 25V26H155V24H154V22L155 21H152ZM193 22V21H192ZM213 22V24H215ZM229 22V21H228ZM237 22V21H236ZM235 21H234V24L236 23ZM255 22V21H254ZM253 22V23H254ZM18 23V22H17ZM110 23V22H109ZM113 23V22H112ZM111 23V24H112ZM116 23V24H117ZM197 23V24H196ZM207 23V22H206ZM218 23V22H217ZM237 23H239V22H237ZM259 23V22H258ZM125 24V23H124ZM210 24V23H209ZM224 24V23H223ZM233 24V23H232ZM257 24V23H256ZM255 24V25H256ZM21 25H22V23H21ZM75 25V24H74ZM118 25V24H117ZM117 25H115L116 27H118ZM126 25H128V23L126 24ZM202 25H204V24H202ZM217 24H215V26H216ZM220 25V24H219ZM258 25V24H257ZM26 26V25H25ZM72 26V25H71ZM71 26H70V28H69V30H71L72 28H71ZM110 26V29H111V27H112V25H109ZM114 26V27H115ZM177 26V25H176ZM175 26V27H176ZM222 26V25H221ZM73 27V26H72ZM120 27V26H119ZM217 27H219V26H217ZM228 27V26H227ZM236 27V26H235ZM234 27V28H235ZM242 27V26H241ZM8 28H5L6 30H8ZM113 28V27H112ZM124 28V27H123ZM122 28V30H124ZM147 28V27H146ZM164 28V27H163ZM177 28V27H176ZM210 28V27H209ZM212 29H214L213 27H211ZM220 28V27H219ZM219 28L217 29V32H218V30H219ZM225 29H226V27H224ZM263 28V27H262ZM73 29V30H74ZM182 29V28H181ZM189 29V30H190ZM224 29V30H225ZM230 29V28H229ZM3 31H5L4 29H2ZM114 30V31H115ZM121 30V29H120ZM144 30V31H143ZM164 30V29H163ZM176 30V29H175ZM184 30V29H183ZM221 30H222V28H221ZM228 30V28L226 29V31ZM234 30V29H233ZM238 30H240V29H238ZM29 31V30H28ZM27 31V32H28ZM111 31H112V29H111ZM113 31V32H114ZM177 31V30H176ZM215 31H216V28H215ZM262 31H264V30H262ZM186 32V31H185ZM219 32H220V30H219ZM218 32V33H219ZM230 32H231V30H230ZM233 32V31H232ZM231 32V33H232ZM235 32V31H234ZM23 33H24V30H23ZM26 33V32H25ZM29 33V32H28ZM27 33V34H28ZM40 33H42L43 35H38V34H40ZM62 33V36H64L63 38H62V36L60 35ZM65 33V34H64ZM112 33V32H111ZM115 33V32H114ZM224 33H226L225 31H223V34ZM227 33H228V31H227ZM229 34V35H232V34ZM243 33H245V32H243ZM242 33V34H243ZM26 34V35H27ZM113 34V33H112ZM152 34V35H153ZM164 34V33H163ZM187 34V33H186ZM220 34V33H219ZM236 34V33H235ZM234 34V35H235ZM237 34H238V32H237ZM246 34V33H245ZM262 34H264V33H262ZM59 35H60V37H61V39L63 40V41H59V39H60V37H59ZM109 35V34H108ZM111 35V34H110ZM109 35V36H110ZM150 35V34H149ZM152 35H150L151 36V39H152ZM200 35H202V37H200ZM33 36L35 37V35L33 34ZM113 36V35H112ZM174 36V35H173ZM191 36H192V34H191ZM194 36V35H193ZM206 36V35H205ZM219 36V35H218ZM223 36V35H222ZM227 36H228V34H227ZM243 35H241V37H242ZM262 36H264V35H262ZM26 37V36H25ZM78 38V39H76L75 40V38ZM166 37H167V35H166ZM176 37V36H175ZM203 37H204V40L203 41H201L202 39H203ZM223 37H225V35L223 36ZM237 37H239L238 35L235 37V39L233 38V41L235 40V41H239V39L237 40L236 38ZM244 37V36H243ZM261 37V36H260ZM73 38H74V41H73ZM194 39V37H191V39H190V37H189V39H190V41L192 40L193 41V39ZM195 38V39H196ZM201 38V40H199V39ZM219 38V37H218ZM138 39H141L140 41H138ZM168 39V38H167ZM182 39V38H181ZM189 39L187 40V43H190L191 44V42L189 41ZM227 39H231V38H227ZM242 40L244 39V38H241ZM240 39V41H239V45H237V43L235 42V44L234 45H232L231 46V44H230V48L232 49V51H233V53L234 52H236V53H234V55L232 54H229V57L231 56H234V59L232 60L233 62H231L230 63V65H228V66H234L235 68L234 69H237V70H235L236 71V73L237 72H239V66H236V64L238 65L239 63H237L238 61H241V58H243L242 60L243 61H241V62H243L245 65H247L246 63H247V58L249 59V61L251 60V59H257L254 55H256L257 56V54H254V55H250V58H249V56H247V54H248V52H250L249 51V48H250V45H249V48H248V51H247V47L245 46V45H247V44H245V42L244 43H240L242 40ZM245 39H246V37H245ZM247 39H250V38H248L247 37ZM246 39V40H247ZM259 39V38H258ZM263 39V38H262ZM153 40V41H154ZM162 40V39H161ZM215 40V39H214ZM77 41V42H76ZM143 41V40H142ZM152 40H151V42H153ZM158 41H160V40H158ZM158 41L157 42H155V44H157L158 43ZM201 41V42H200ZM227 41V40H226ZM249 41V40H248ZM263 41V40H262ZM150 42V41H149ZM181 42H182V40H181ZM180 42V43H181ZM228 42H229V40H228ZM234 42H232V43H234ZM253 41L251 40V43H252ZM260 42V41H259ZM75 43H77V45H75ZM143 43V42H142ZM162 43V42H161ZM170 43V42H169ZM179 43V42H178ZM179 43V44H180ZM193 43V42H192ZM202 43V44H203ZM247 43V42H246ZM250 43V42H249ZM248 43V44H249ZM178 44V45H179ZM245 44V45H244ZM75 45V47H73ZM161 45V44H160ZM177 44L175 45V46H178ZM252 45V44H251ZM257 45V44H256ZM148 46H150L151 47V45L148 43V45H144V47L143 48H146V49H149L148 48ZM156 46H159L158 44L156 45ZM174 46V47H175ZM191 46H193L192 44H191ZM190 46V47H191ZM201 46V45H200ZM77 47V48H76ZM109 47V48H108ZM130 49H129V48ZM189 47V48H190ZM197 47H195L196 49H197ZM203 47V50L202 49H200V47H198V49H200L202 52H201V54H204V52H206L205 50H204V46H201V48ZM226 47V46H225ZM77 49V51H75L76 49ZM142 48V47H141ZM142 48V49H143ZM192 48V47H191ZM190 48V50H192ZM252 48H253V46H252ZM17 49H19L18 47H17ZM75 49V50H74ZM170 49V48H169ZM251 49V48H250ZM190 50L188 51V52H190ZM200 50H198V51H200ZM18 51V50H17ZM75 51V53H73ZM127 51V50H126ZM135 51V52H136ZM195 51V50H194ZM198 51H196V52H198ZM253 51H255V50H252V52L251 53H253ZM61 52V54H63V53H67L68 55H69V53L70 52H72V54H70V55H73L74 57H76V61H75V59H74V62H76V67H74L75 66V64L72 66V65H70L69 63L68 64H63V67H64V71H65V74H67V76H68V78L65 80V81H59L58 80V78H56L55 79V77H56V74H58L59 75V73H60V69H59V73H56L57 72V69L58 68H56L57 66H61V63H63V60H62V57H60V55H59V53ZM207 52H208V50H207ZM208 52V53H209ZM231 52V51H230ZM138 53V52H137ZM167 53V52H166ZM191 53V52H190ZM190 53H188V54H190ZM194 53V52H193ZM220 53V54H219ZM256 53H259L260 54V51L259 52H256ZM168 54V53H167ZM170 54V53H169ZM173 54V53H172ZM194 54H196V53H194ZM193 54V55H194ZM198 54V53H197ZM207 54V53H206ZM210 54H208V55H210ZM250 54V53H249ZM65 55V54H64ZM77 55V56H76ZM129 55V54H128ZM222 55V54H221ZM236 55V56H235ZM73 56H71V57H73ZM203 56V55H202ZM223 56V55H222ZM222 56H220V57H222ZM251 56H254V57H251ZM259 56V55H258ZM257 56V57H258ZM262 54H261V59L260 58H258V59H260L261 61H262ZM70 57V59H72ZM127 57V56H126ZM130 57V56H129ZM165 57V56H164ZM172 56H170V58H171ZM200 57V56H199ZM199 57H198V60H200L199 59ZM204 57L206 58V55H204ZM247 57V58H246ZM264 57V56H263ZM15 58H17V57H15ZM208 58V57H207ZM210 58V57H209ZM247 60H245V59ZM197 59V58H196ZM221 59V61H222V59H224V56H223V58H220ZM220 59H219V61H220ZM1 60V59H0ZM160 60H162V59H160ZM169 60V62H171L170 61V59H168ZM189 60H190V58H189ZM198 60H197V62H198ZM244 60L246 61V62H244ZM166 61V60H165ZM191 61H192V58H191ZM196 61V60H195ZM195 61H194V63H195ZM204 61V60H203ZM248 61V62H249ZM255 61H257V62H253L254 63V65H255V63H256V66H251L252 64H251V62L252 61H250V63H248V65H250V68L248 67V65H247V67L250 69V71H251V74H252V70H254L253 71V74L255 73V69H256V71L258 70L257 68H261L262 67V69H264V64L263 65H258L257 66V64H259L258 63V60H255ZM68 62V61H67ZM73 62V63H74ZM129 62V61H128ZM196 62V63H197ZM263 63H264V61H262ZM126 63H127V61H126ZM172 63V62H171ZM176 63V62H175ZM175 63H173L171 66H169L170 67V76H169V80H168V83L170 84V85H175L176 86V88L178 89V93L177 94H196L195 96H197L195 99H194V101L195 100H197V101H195V106H197L198 108H193V110H194V113L197 111L196 109H199V107L200 106H198L199 104H201V101H202V103L204 102V99H203V94L205 95V99L208 101V104H207V102H204V103H206L207 104V106L209 105L210 107H214V106H217V108H215V109H213V110H218V111H214V112H216V117H217V114H218V116H220V117H222V115L220 114V112L222 113V112H224L223 111V109L224 108H222V111H221V109L219 110L218 108H221V103H224L226 100H224V102L222 101V99H224V98H222V97H224V96H226L227 97V95H229V93H232V94H235L234 92H236V90H234V89H236V88H238V86H239V88H241L242 86H243V89H241L240 91H246L247 89L246 88H249L248 87V84L247 83H245L246 81L248 82H250V77L248 76V74H247V76L246 75H244L245 77H246V79H247V77H248V79L244 82V80H243V82L241 83V80L240 79H238V75L237 74H235L234 72H232V74H229V73H231V72H228V71H230V68H225V67H227V66H223L224 67V69H225V71L227 70V69H229V70H227L225 73H226V75H225V73H221V72H223V71H221L220 73L222 74V79L219 77H217L218 75L210 68L211 67V65L212 64H204V63H202L201 62V64H203V66H198V67H196L197 69H196V72H197V74L199 75V77H198V79H190V77L189 76H186L185 74H184V76H185V78H187L188 77V79H184V80H179L178 79V76L176 75V70H175ZM191 63V62H190ZM195 63V64H196ZM215 63V62H214ZM222 63V62H221ZM261 63V62H260ZM166 64H168V63H166ZM216 64V63H215ZM45 65V66H44ZM200 65V64H199ZM10 66V68H11V65H9ZM159 66V65H158ZM166 66V65H165ZM194 66V65H193ZM222 66V65H221ZM243 67H246V66H244V65H242ZM241 66V67H242ZM261 66V67H260ZM6 67V66H5ZM222 67V68H223ZM236 67H239V68H236ZM254 67V68H253ZM256 67V68H255ZM54 68H55V72H54ZM62 68V67H61ZM163 68V67H162ZM215 68H216V66H215ZM218 68V67H217ZM233 68V67H232ZM247 68V69H248ZM126 69H127V65H126ZM245 69V68H244ZM248 69V70H249ZM45 70V69H44ZM217 70V69H216ZM34 71L35 72H37V71H39V69L37 70V68L36 69H34ZM46 71V70H45ZM47 71L45 72V73H47ZM217 71H219V70H217ZM233 71V70H232ZM242 71H243V69H242ZM244 72H246V71H244ZM244 72H243V74H244ZM53 73H54V75H53ZM164 73V72H163ZM161 74L162 75V77L164 76V75H166V72H165V74ZM168 73V72H167ZM220 73H219V76H220ZM234 73V74H233ZM249 73V72H248ZM264 73V72H263ZM234 75L235 76V78H237V80L235 79V81H238L239 80V82H238V84L236 83V82H234V76L232 77V76H230V78H232V81L234 82V84H235V87H234V85H231V81L228 79L229 77H228V75ZM242 73H240V75H241ZM38 75V74H37ZM36 75V76H37ZM92 75H93V77H92ZM181 75V74H180ZM179 75V76H180ZM223 75H225L224 76V78H223ZM255 75V74H254ZM39 76H40V74H39ZM183 76V75H182ZM181 76V77H182ZM236 76H238V77H236ZM242 77H239V78H242L243 79V75H241ZM43 77H44V75H43ZM42 76H40V78H43ZM125 77V79H124V82H122L121 80L123 79ZM161 77V76H160ZM162 77H161V80H162ZM167 77V76H166ZM166 77H163V79L165 78V79H167ZM227 77V81H229L228 83H227V81L225 80V78ZM245 77H244V79H245ZM260 77V76H259ZM259 77H258V80H259V82H261V84L260 85H262V86H264L263 84H264V79H263V77H260V79H259ZM39 78V79H40ZM45 78V77H44ZM43 78V79H44ZM50 79V78H49ZM181 79V78H180ZM223 79H224V81L227 83V85H228V87H229V83H230V87H229V89L231 88V87H234V89H232L231 91L232 92H228V91H230L229 89H226V85H224L225 84V82H224V84H223ZM262 79V80H261ZM36 81V80H35ZM37 81H38V78H37ZM40 82H41V85H43L42 84V82H44L43 80H39ZM149 82H151V80H148ZM147 81V82H148ZM163 81V80H162ZM32 82H34V81H32ZM39 82V83H40ZM59 82H62V84H59ZM167 82V81H166ZM166 82H164V84L166 83ZM199 84H198V83ZM38 83V82H37ZM36 83V84H37ZM54 83V84H53ZM122 83H124V85H125V88H126V91H125V94H129V95H126V97L128 96L129 98H127L128 99V101H127V103L124 101V103L122 102V104H124L126 107L123 109V111H122V122L119 124L118 122H116V119H114V118H112V117H109L110 116V114H109V116L107 115V112L105 113V109H112V110H114L115 109V106H116V104H118V102H117V100H118V98H123V99H125L124 97H122V96H124V95H122L121 96V94H124V93H120V90H119V88H122V87H120L121 85H123ZM137 83V82H136ZM9 84H11L12 86L14 85L15 87H16V91H14L15 90V87L13 86H10L12 89H9L10 87H9ZM149 85H150V83H148ZM222 84L224 85V86H226V87H224V89L225 90H228L227 91V95H226V91L223 93V92H221L220 90H222L223 88V86H222ZM241 84H247V86L246 85H241ZM251 84V83H250ZM236 85H237V87H236ZM7 86H8V90H7ZM44 86L46 87V85H45V83H44ZM135 87L137 86V85H134ZM160 86H162V85H160ZM222 86V87H221ZM245 86H246V88H245ZM255 86V85H254ZM258 87H259V85H257ZM39 87H40V85H39ZM39 87H37V88H39ZM42 87V86H41ZM45 87H44V89H43V92L41 91V94L42 93H44V91H45ZM227 87V88H228ZM33 88V89H32ZM163 88V87H162ZM162 88L160 89V90H162ZM220 88V89H219ZM134 89V88H133ZM164 89H165V87H164ZM251 89H252V87H251ZM250 89V90H251ZM264 90V88H261V91L263 92V90ZM34 92H33V91ZM65 90H69V92H67V93H65ZM144 90V92L147 90H145V89H143ZM168 90V89H167ZM234 90V91H233ZM250 90H248V92L246 91V92H244V94H246L247 96H249V98H251V101H252V99H253V96L252 97H250L251 96V93H253V90L254 89H252L251 91L252 92H249ZM260 90V89H259ZM14 93H13V92ZM54 91V90H53ZM124 90H122V92H123ZM136 91V90H135ZM150 91H152V90H150ZM164 91V90H163ZM163 91H162V93H163ZM12 92V93H11ZM238 92L239 91H237V94H238ZM260 93V94H264V93ZM48 93V92H47ZM65 93V94H64ZM151 93V92H150ZM149 93V94H150ZM221 93H223V94H225V95H222ZM257 94L259 93L258 91L256 92ZM256 93H255V95H256ZM15 94V95H14ZM90 94V95H89ZM118 94H120V96L118 95ZM140 94V93H139ZM152 94V93H151ZM165 94H168V92H166ZM219 94H221V102H220V95ZM231 94V95H232ZM239 95H240V93H239ZM259 95V94H258ZM7 96V95H6ZM31 96V97H30ZM234 96V95H233ZM241 96V95H240ZM261 96V95H260ZM3 97V96H2ZM1 97V99H3L2 101H1V103H4V98H2ZM10 96L8 95V98H9ZM155 97V96H154ZM191 97V96H190ZM231 97V96H230ZM229 96H228V98H230ZM235 97V96H234ZM12 98V97H11ZM45 98V97H44ZM56 98V97H55ZM63 98V97H62ZM181 98H182V95H180V96H178V97H176L175 98V100H173V101H171V103H170V107H169V111L171 112V114L172 113H174L175 111L176 112H178V110L180 111V113H181V111H182V113H184L183 111V109H182V102L180 101L181 100ZM231 98H233V97H231ZM230 98V99H231ZM237 98V97H236ZM235 98V99H236ZM262 98V97H261ZM264 98V97H263ZM0 99V100H1ZM6 99V98H5ZM30 99H31V101H30ZM35 99V98H34ZM33 99V100H34ZM37 99V98H36ZM38 99H40L41 100V98L40 97H38ZM49 99V98H48ZM57 99H54V101H56ZM123 99H121V100H123ZM230 99H228V100H230ZM235 99H234V101H235ZM238 99H240V98H238ZM247 99V98H246ZM9 100V99H8ZM65 100V99H64ZM91 100L97 105V107L98 108H96V106H95V108H96V110L98 109V111L97 112H95V110H94V107L92 106V104H91ZM104 100H107V103L105 104V102H103ZM144 100V99H143ZM227 100V101H228ZM6 101V100H5ZM13 101H15V102H13ZM48 101H50V100H48ZM169 101V100H168ZM186 101V100H185ZM194 101H193V103H194ZM231 101V100H230ZM248 101V100H247ZM6 102H8V101H6ZM20 102V103H19ZM232 102V101H231ZM231 102H227V105L229 106V104L228 103H230V105H231ZM237 102V101H236ZM235 102V103H236ZM241 102V101H240ZM244 102V101H243ZM253 103H254V100L252 101ZM252 102H248L246 105H244V107H243V105L242 106H240V107H242V108H246L245 110L248 112V114H249V116H248V114H247V112L244 114L245 116H246V114H247V116L250 118V120L252 119L253 120V123L252 124H254V126L253 127H251V124L247 127L248 129H247V131H246V133H245V140L243 141L244 143H243V145L244 144H247V146H248V148H249V151H244V154L245 155H240V152H239V157H241V160H238V161H240L239 163L241 164V162L243 163L245 160H244V158H243V156L245 157L247 154L246 153H248V161H250V162H252V163H255V164H257L258 162H259V165H260V167H261V169H260V171H263L264 172V131H263V128H262V117H261V106L260 105H258L256 102L254 103V106L252 105L253 103ZM51 103V102H50ZM56 104H57V102H55ZM63 103V104H64ZM127 105H126V104ZM203 103V104H204ZM239 103V102H238ZM23 104V105H22ZM24 104H26L25 106H24ZM27 104H29V105H27ZM212 106H211V105ZM220 104V105H219ZM225 104H226V102H225ZM248 104H251V106H249ZM262 105H263V103H261ZM3 104H1V106H2ZM36 105V106H37ZM61 105V104H60ZM60 105H58V107H57V109L54 107V110H53V107L52 108H50L49 110H46V108H45V110H40L41 112H45L46 113V111L48 112V111H50L51 110V112H48V114H46V116L47 115H49L50 113L53 115L54 113V111H55V109L59 112V107H60ZM157 105H158V103H157ZM160 105V104H159ZM193 105V104H192ZM205 105V104H204ZM227 105H226V107H227ZM240 105V104H239ZM0 106V107H1ZM22 106H23V108H22ZM27 106H29V107H27ZM189 106V105H188ZM187 106V107H188ZM202 106V105H201ZM236 106V105H235ZM32 107V109L35 107L34 106V102H33V106H31ZM70 107V106H69ZM155 107H156V105H155ZM185 107V106H184ZM205 106H202V110H205L206 108H204ZM224 107V106H223ZM239 107V106H238ZM237 107V108H238ZM5 108H6V110H5ZM13 108V109H14ZM116 108H117V106H116ZM159 108V107H158ZM157 107L155 108V109H158ZM186 108V107H185ZM229 107H227V109H228ZM236 108V107H235ZM234 108V109H235ZM71 109V108H70ZM176 109H178V110H176ZM187 109V108H186ZM190 109V108H189ZM210 109V108H209ZM240 109V108H239ZM3 110H5V111H3ZM52 110H53V112H52ZM188 110V109H187ZM200 110V109H199ZM236 110V109H235ZM240 110H242V109H240ZM14 111L15 110H13V114H14ZM107 111V110H106ZM118 111V110H117ZM189 111V110H188ZM191 111V110H190ZM189 111V113H187V111L185 112L187 115L189 114L190 115V113L191 112H193V111H191L190 112ZM206 111V110H205ZM209 111H212V110H209ZM209 111L207 112L208 113V115H209ZM244 111V110H243ZM16 112H15V115H16ZM56 112V111H55ZM101 112V117L103 118V122H102V124L99 122V124H98V122H97V118H98V115H99V113ZM159 112V111H158ZM198 112V111H197ZM200 112V114L201 115H203L202 113H201V111H199ZM240 112V111H239ZM242 112V111H241ZM42 113V114H43ZM72 115H71V114ZM167 113V112H166ZM194 113H191V115H194ZM226 113V112H225ZM244 112H242V114H243ZM264 113V112H263ZM1 115H2V113H0ZM7 114V113H6ZM11 115H13L12 114V112L10 113ZM10 114H8V116L10 115ZM17 114V115H18ZM20 114V115H21ZM24 114V115H23ZM51 114H50V116H51ZM65 114V115H64ZM72 116H70V115ZM114 114V113H113ZM112 114V115H113ZM212 114H215V113H213L212 112ZM211 114V115H212ZM10 115V116H11ZM16 115V117H18ZM45 115V114H44ZM66 115H68L67 117L69 118V116L71 117V118H69V119H71V120H69L68 119V121H67V117H63V116H66ZM111 115V116H112ZM173 115V114H172ZM186 115V116H187ZM195 115H196V113H195ZM200 115V117H204V115L203 116H201ZM3 116V117H4ZM14 116V115H13ZM12 116V117H13ZM21 116V117H22ZM29 116V117H30ZM48 117V118H46V120L47 119H49V118H51V117ZM198 116H199V113H198ZM198 116H195V117H198ZM213 116V115H212ZM231 116V115H230ZM238 116V115H237ZM243 116V115H242ZM245 117V118H248V117ZM2 117V116H1ZM7 117V116H6ZM12 117H8V118H5L4 117V123H3V121L0 123L2 126H3V124H6V126H7V123H10L11 121H13V120H11L12 119ZM24 117H22V119L24 118ZM36 117V116H35ZM168 117V116H167ZM170 117V116H169ZM199 117V118H200ZM224 117H226V116H224ZM240 117V116H239ZM238 117V118H239ZM11 118V119H10ZM26 118H24L25 119V122H27L28 120L26 119ZM44 118V117H43ZM62 118H64V119H62ZM119 118V117H118ZM162 118V117H161ZM166 118V117H165ZM189 117H187V120H186V123H187V126H192L191 128H193V127H195V122H192L191 120L189 121V119H188ZM198 118V119H199ZM232 118V117H231ZM244 118V119H245ZM6 119V120H5ZM10 121H9V120ZM16 119V118H15ZM15 119H14V122H13V124H15L14 126H16V125H18V123H19V121H18V123L16 122L15 123ZM21 119V120H22ZM36 119V118H35ZM38 119H39V121H37V122H39V127H38V123H37V128H35V129H29V126L30 125H24V126H22L21 127V132H20V134H18V135H15V137H13L12 139H13V141H16V140H18V139H20L21 140V138H20V136H22L23 138H28L29 137V135H30V133L32 132V131H34V132H37V133H41V132H43L44 131V125H43V123H41L40 124V120L42 119H40V116L38 117ZM186 119V118H185ZM192 119V118H191ZM210 119V118H209ZM236 119H237V117H236ZM242 119V118H241ZM240 119V120H241ZM1 120V119H0ZM17 120H20V117H18V119ZM20 120V121H21ZM100 120V119H99ZM156 120V119H155ZM193 121H194V118L192 119ZM206 120V117H205V119H204V121ZM207 120H208V117H207ZM227 120V119H226ZM230 120V119H229ZM252 120L251 121H249L248 120V123L250 122H252ZM7 121H9V122H7ZM197 121V120H196ZM200 121H201V119H200ZM212 121H214L213 119H212ZM235 121H237V120H235ZM235 121H234V123H235ZM7 122V123H6ZM31 122L33 123V120H31ZM167 122V121H166ZM185 122V121H184ZM183 122V123H184ZM206 122V121H205ZM209 122V121H208ZM232 122V121H231ZM231 122H228L227 121V123H230L231 124ZM243 122V121H242ZM241 122V123H242ZM244 122H245V120H244ZM247 122V121H246ZM245 122V123H246ZM29 123V122H28ZM51 123V122H50ZM157 123V122H156ZM195 123V124H194ZM200 123V122H199ZM202 123V122H201ZM210 123H212V122H210ZM217 123V122H216ZM237 123V122H236ZM240 123V124H241ZM13 124H8V125H13ZM31 124V123H30ZM101 124V125H100ZM51 125L52 124H49V126H50V128H52L51 127ZM153 125V124H152ZM151 125V126H152ZM174 125V124H173ZM200 125V124H199ZM209 125V124H208ZM229 125V124H228ZM231 125H233V124H231ZM243 125V124H242ZM2 126H1V128H2ZM5 126V125H4ZM33 126V125H32ZM67 126V127H66ZM157 126V125H156ZM183 126V125H182ZM181 126V127H182ZM185 126V125H184ZM204 126V125H203ZM234 126H235V124H234ZM233 126V127H234ZM246 126V125H245ZM61 127V128H60ZM174 127H175V125H174ZM178 127V126H177ZM188 127V128H189ZM211 127V126H210ZM233 127H232V129H233ZM242 127V126H241ZM4 128V127H3ZM164 128V127H163ZM187 128V127H186ZM200 127H198V129H199ZM204 128V127H203ZM202 128V129H203ZM205 128H208V127H205ZM237 128H238V126H237ZM236 128V129H237ZM20 129V128H19ZM60 129H62V131H63V133L64 134H62V133H60ZM70 129H72V127H70ZM152 129V128H151ZM175 129V128H174ZM201 129V130H202ZM239 129H240V127H239ZM238 129V135H237V130H235V128L233 129V130H235L236 132V137L237 138H239L240 139V137L241 136H243V129H245L244 127H243V131H242V135L240 136L239 135V130ZM50 130V129H49ZM54 130V129H53ZM67 130V129H66ZM104 132H103V131ZM121 130L122 131H125L126 133H127V135L129 136V140H128V138H126V136H125V138L128 140L127 142H125L124 143V141H125V139H124V141H123V144H120V141H122V140H120L119 141V139H118V134H120L121 133ZM172 130V129H171ZM179 130V129H178ZM177 130V131H178ZM181 130H183V129H181ZM186 130V129H185ZM185 130H183L184 132H185ZM196 130V131H195ZM195 130H194V138H193V142L195 143L194 145H196L197 144V146H199L200 147V144L202 143L201 141H203V139H204V135H203V132H201L200 131V129L199 130H197V126L195 127ZM224 130H225V128H224ZM231 130V127H230V129H229V131ZM7 131H9L8 129L6 130V132ZM46 132H45V134H47V131H48V129L47 130H45ZM55 131V132H56ZM67 131H69V130H67ZM67 131H65V132H67ZM191 131H193V130H191ZM229 131H227L226 130V132H227V135H230V133H232V132H234V131H230V133H228ZM0 132H1V135H0V152L2 153V152H4L3 151V148H8V142H10V141H8L7 140V135H6V132H5V134L3 133L2 134V132H3V129H1L0 130ZM33 132V133H34ZM50 132H52V130L50 131ZM124 132V133H125ZM181 132V131H180ZM183 132V133H184ZM207 133H208V131H206ZM245 132V131H244ZM48 133H49V131H48ZM151 133V132H150ZM178 133V132H177ZM189 133H190V129H189ZM224 133H225V131H224ZM234 133V134H235ZM59 134H62V135H60L59 136ZM178 134H180L181 135V133H178ZM226 134V133H225ZM234 134L232 133V135L234 136ZM12 135L13 134H10L9 136H11L12 137ZM39 135V134H38ZM37 135V136H38ZM52 134L50 133L49 134V138L50 139H54V138H52V137H54V136H52V137H50ZM66 135V134H65ZM121 135V134H120ZM126 135V134H125ZM151 135V134H150ZM176 135V134H175ZM191 135V134H190ZM68 136V135H67ZM66 136V137H67ZM71 136V137H72ZM127 136V137H128ZM156 136V135H155ZM171 136V135H170ZM184 136H187L186 134L184 135ZM188 136H189V134H188ZM216 136V135H215ZM238 136H240V137H238ZM19 137V138H18ZM61 137L63 138L62 140H61ZM71 137H69V138H71ZM152 137V136H151ZM158 137V136H157ZM177 137V136H176ZM178 137H179V135H178ZM192 137H193V135H191V139H192ZM217 137V136H216ZM230 137V136H229ZM232 137V136H231ZM48 138V139H49ZM55 138H57V137H55ZM68 138V137H67ZM68 138V139H69ZM171 138V137H170ZM190 137H187V139H189ZM210 138V137H209ZM218 138V137H217ZM235 138V137H234ZM9 139V138H8ZM38 139V138H37ZM36 139V140H37ZM73 138H71V140H72ZM75 139V138H74ZM141 139V140H140ZM182 139V138H181ZM184 139V138H183ZM214 139V138H213ZM229 139V141H230V138H228ZM238 139V140H239ZM34 140V139H33ZM32 140V141H33ZM81 140V141H80ZM160 140V139H159ZM163 140H164V138H163ZM166 140V139H165ZM167 140H168V138H167ZM177 140V139H176ZM175 140V141H176ZM219 140V139H218ZM26 141V140H25ZM76 141V142H77ZM83 141V142H82ZM188 141H190V140H188ZM240 142H242V138H241V140H239ZM17 142V141H16ZM37 142V141H36ZM166 142V141H165ZM168 142H169V140H168ZM191 142V141H190ZM209 142H210V140H209ZM221 142V141H220ZM228 142V141H227ZM234 142V141H233ZM11 143H13V142H11ZM19 143H21V142H19ZM35 143V142H34ZM55 143V142H54ZM182 143V144H181ZM176 148H177V152H175L174 153V151L172 150V152H170L171 150H170V148H168L169 146H167V147H165L164 145V147L165 148H167V149H165L164 150V147L162 148V150H164V152H163V154L159 157V156H154L153 157V159H154V161H153V163H156V162H158V165L159 166H161L160 164H159V162L161 161H163L161 164H163V167L164 168H166V169H170V171H169V174L171 175V173H172V167H174V166H172V163H174V160L176 159V157H178V158H186L187 159V156L189 157V150H190V148H189V144H187V145H189V146H187V145H184L183 144V142H181ZM186 143V142H185ZM189 143V142H188ZM217 143H219V142H217ZM231 143V142H230ZM26 143H24L23 144V146L25 145ZM38 144V143H37ZM75 144V143H74ZM191 144H193L192 142H191ZM204 144H205V142H204ZM228 144H229V142H228ZM234 144H235V142H234ZM45 145V144H44ZM172 145H173V143H172ZM193 145V146H194ZM210 145H212V144H210ZM222 144H219V146H216V148H214V150L216 149L217 150V147H220ZM238 145H239V143H238ZM43 146V145H42ZM76 146V145H75ZM174 146V145H173ZM172 146V147H173ZM176 146V145H175ZM193 146H191V147H193ZM240 146V145H239ZM242 146V145H241ZM18 147H19V145H18ZM36 147V146H35ZM68 147H69V149H68ZM149 147V148H148ZM199 147H197L196 149H198ZM232 147V146H231ZM234 147H236L235 145H234ZM238 147V146H237ZM244 147V146H243ZM47 148V147H46ZM72 148V147H71ZM194 148V147H193ZM222 148H223V145H222ZM240 148H242V147H240ZM36 149V148H35ZM41 149V148H40ZM172 149V148H171ZM174 149V148H173ZM211 149V148H210ZM219 149H221V147L219 148ZM232 149V148H231ZM41 150H45L44 148L43 149H41ZM67 150H66V152H67ZM145 150V148L143 147V151ZM153 150H155V149H153ZM152 150V151H153ZM193 150V149H192ZM221 150H223V149H221ZM233 150H234V148H233ZM246 150V149H245ZM9 152H10V150H8ZM7 151V152H8ZM21 151V149H19V152ZM176 151V150H175ZM198 151L200 152V150L198 149ZM197 150H196V152H198ZM213 151V150H212ZM243 151V150H242ZM17 152V151H16ZM18 152V153H19ZM69 152V151H68ZM70 152H72V150L70 151ZM70 152H69V154H70ZM145 152V151H144ZM154 152V151H153ZM222 153L223 152H225L224 150L223 151H221ZM233 153H234V151H232ZM232 152H229V154L228 153H224V155L222 156L223 157V159H224V156H225V154L227 155H236L235 153L234 154H232ZM246 152V153H245ZM140 153H141V156H140ZM178 153V154H177ZM243 153V152H242ZM32 154V153H31ZM69 154H66V155H69ZM72 154V153H71ZM70 154V156H73V155H71ZM155 154V153H154ZM191 154V153H190ZM201 154V153H200ZM209 154V153H208ZM212 154V153H211ZM216 154H218V150L216 151ZM3 155H4V153H3ZM6 155V154H5ZM34 155V154H33ZM65 154H63V156H64ZM178 155V156H177ZM193 155V154H192ZM197 155H198V153L196 154V156H195V158H198L197 157ZM219 155V154H218ZM8 156L10 157V155L8 154ZM8 156H6V157H8ZM199 156V155H198ZM220 156V155H219ZM218 156V157H219ZM8 157V158H9ZM33 157V156H32ZM31 157V158H32ZM66 157V159H67V156H65ZM64 157V158H65ZM79 157V158H80ZM148 157H150V155H148ZM148 157H147V159H148ZM161 158V159H157V158ZM191 157V156H190ZM193 157H194V155H193ZM200 157H202L203 158V155L202 156H200ZM221 157V156H220ZM239 157H236V158H239ZM12 159H13V156L11 157ZM20 158V155H19V157L17 158L18 160H20L19 159ZM21 158H22V156H21ZM26 158V157H25ZM34 158V157H33ZM75 158V157H74ZM141 158V159H140ZM195 158H194V160H195ZM212 158V157H211ZM246 158H247V156H246ZM6 158L4 157V160H5ZM22 159H24V158H22ZM22 159L20 160V162H17V163H15L16 165L18 164V163H21L22 162ZM66 159H64V161L66 160ZM140 159V160H139ZM193 159V158H192ZM191 159V160H192ZM200 159V158H199ZM206 159V158H205ZM217 159V158H216ZM222 159V158H221ZM240 159V158H239ZM11 160V159H10ZM10 160H8V161H10ZM32 160V159H31ZM158 160V161H157ZM188 160V159H187ZM229 160H233V159H231L230 157H229ZM151 161V160H150ZM183 161V160H182ZM193 161V160H192ZM189 162V164H191V163H193V162ZM222 161V160H221ZM227 162H228V159L226 160ZM238 161H237V164H238ZM3 162V158H1V156H0V193L2 192V191H5L6 189H8V186L11 184V181H13V184L14 183H18V178H17V176H15L14 175V173H11L12 174V176L13 177H16L15 179H17L16 181L17 182H15V179L13 180L11 177L12 176H10L9 174V172H7L6 171V173L10 176V177H8L7 176V178H6V173L3 175V176H5V177H3L1 174L3 173V172H5L4 171V168L2 169L3 170V172H2V170H1V167H2V164L4 163H2ZM7 162V161H6ZM57 162V163H56ZM70 161H68V163H69ZM72 162V161H71ZM149 162V161H148ZM184 162V161H183ZM196 162V164H197V161H195ZM199 162H200V160H199ZM202 162H204V159H203V161ZM207 162H209V161H207ZM62 163V162H61ZM73 163H74V160H73ZM72 163V164H73ZM78 163H80V162H78ZM228 163H231L230 161L228 162ZM227 163V164H228ZM233 163H235V160H234V162ZM8 164V163H7ZM71 164V163H70ZM69 164V165H70ZM74 164H76V163H74ZM73 164V165H74ZM125 164V166L123 167V165ZM127 164H128V167H130L129 165H131V167L130 168H132L131 169V173H129V172H127V171H125L126 169V167H127ZM157 164V163H156ZM175 164V163H174ZM194 164V163H193ZM198 164H200L201 165V163H198ZM205 163H203L202 165H204ZM211 164V163H210ZM236 164V163H235ZM240 164H238V166H240ZM244 164H246V162L244 163ZM248 164H249V162H248ZM254 164V165H255ZM19 165V164H18ZM17 165V166H18ZM26 165H28V164H26ZM66 165V164H65ZM141 165V166H140ZM188 165V164H187ZM199 165V169H202V171L203 172H206L205 171V168H206V165H204L205 166V168H204V170H203V168H202V165L200 166ZM258 165V166H259ZM29 166V165H28ZM59 166H62V164L61 165H59ZM64 166V165H63ZM68 165H66V168H68V169H66L65 171L67 172L68 170V172L69 173H65L63 170V172L65 173V174H63L64 176H66V174L67 175H69V177L68 178H70V176H72V174H71V171H73V169H74V166L72 167V170H70L71 169V167H70V169H69V166L67 167ZM70 166H72V165H70ZM88 166V167H87ZM191 166H192V164H191ZM190 166V167H191ZM246 166V165H245ZM257 166V170H259L258 167ZM4 167H6V166H4ZM65 167V166H64ZM188 167V166H187ZM214 167H216L215 165H214ZM249 167V166H248ZM255 167V166H254ZM15 168H17V167H15ZM25 168H28V167H26L25 166ZM25 168H21V171H23ZM55 168H57V170H55ZM142 168V167H141ZM143 168H145V167H143ZM142 168V169H143ZM192 168V167H191ZM191 168H189L190 169V171L192 172V170H191ZM209 167H207L206 168V170L208 169ZM20 169V168H19ZM29 169V168H28ZM60 169V168H59ZM76 167H75V171H76ZM125 169V170H124ZM14 170V169H13ZM32 171H34L33 169H31ZM61 170V169H60ZM144 170H146V169H144ZM148 170V169H147ZM146 170V171H147ZM186 170V169H185ZM184 170V171H185ZM215 170V169H214ZM216 170H217V168H216ZM222 170V169H221ZM224 170H225V168H224ZM228 170V169H227ZM230 170H231V167H230ZM14 171H16L17 172V169H15ZM142 171L143 170H141L140 169V172H141V174H144V172L142 173ZM145 171V172H146ZM149 171H150V168H149ZM201 171V172H202ZM234 171V170H233ZM74 172V171H73ZM148 172V171H147ZM199 170H198V173H201ZM208 172H211L210 171V169H208ZM239 172V171H238ZM237 172V173H238ZM20 173V172H19ZM19 173H17L16 175H18ZM57 173H59V171L57 172ZM60 173H62V172H60ZM76 173V172H75ZM79 173V172H78ZM188 173H189V171H188ZM188 173L186 174L187 175V177H189V178H191V176L193 177V175H189L188 176ZM213 172H211V174H212ZM225 173H227L226 171H225ZM229 173V172H228ZM77 174V173H76ZM86 174V175H87ZM193 174V173H192ZM209 174V173H208ZM19 175H22V174H19ZM33 174L31 173V176H32ZM60 175V174H59ZM58 175V176H59ZM78 175V174H77ZM199 175V174H198ZM197 175V176H198ZM213 175V174H212ZM221 175H223V174H221ZM34 176H33V179L31 180V183H32V181L34 180ZM55 176V175H54ZM63 176V177H64ZM74 176V175H73ZM80 176V175H79ZM207 176V175H206ZM214 176V175H213ZM227 176H228V174H227ZM253 176V175H252ZM20 177V176H19ZM60 177V176H59ZM59 177H57L56 176V178H57V180L59 181V180H62V181H60V182H58V181H56V182H58V184H57V187L55 186L56 185V182H53L52 184H51V186H54V188L56 187V188H59V187H61V188H59V190H63V187H65L64 189L65 190H63L64 192L65 191H69V188L68 187H72V185H73V182H75V181H73L72 180V182H70L71 180H69L68 181V179H67V181H66V179H65V182L66 183H69L70 182V184H64V178L62 179V178H60L59 179ZM185 177V176H184ZM186 177V178H187ZM257 177V176H256ZM9 178V179H8ZM10 178H11V181H10ZM21 178H23V175L20 177V180H21ZM54 178V177H53ZM209 178H210V175H209ZM211 178H213V181H214V177H211ZM216 178V177H215ZM222 178V177H221ZM244 178V177H243ZM242 178V179H243ZM246 178V177H245ZM8 179V180H7ZM27 179V178H26ZM30 179V178H29ZM74 179V178H73ZM85 179H86V177H85ZM169 179V178H168ZM188 179V178H187ZM187 179H185L186 181L185 182H187ZM192 179V178H191ZM47 180V179H46ZM46 180H45V182H46ZM49 180V179H48ZM76 180H78L79 181V177H78V179H76ZM140 180V179H139ZM188 180H190V179H188ZM193 181H194V179H192ZM191 180V181H192ZM196 180V179H195ZM198 181H199V179H197ZM209 180V179H208ZM244 180H246V179H244ZM22 181V180H21ZM184 181V180H183ZM258 181V178H247V180H246V182L244 183L245 185H243V187L245 188V189H247L246 188V186H248V187H250V186H252L255 182H257ZM82 181H80V183H81ZM85 182V181H84ZM142 182V181H141ZM189 183H190V181H188ZM34 183V182H33ZM32 183V185H34L35 186V184H33ZM47 183V182H46ZM50 183L51 182H49L48 184H49V187H48V184H47V189H51L50 188ZM64 185H63V184ZM138 184H136V185H138L137 187H139V183L140 182H137ZM192 183V182H191ZM200 183V182H199ZM229 183V182H228ZM227 183V184H228ZM9 184V185H8ZM43 184H44V186H46V184L44 183V180H43ZM53 184H55V185H53ZM59 184H61V185H59ZM72 184V185H71ZM144 184V183H143ZM231 184V183H230ZM230 184H228V185H230ZM68 185H70V186H68ZM78 185V184H77ZM77 185L75 186V185H73V187L75 186V189L77 188ZM193 185V184H192ZM196 185V184H195ZM194 185V186H195ZM232 185V184H231ZM255 185H256V183H255ZM254 185V186H255ZM261 185V184H260ZM11 186V185H10ZM262 186V185H261ZM37 187V186H36ZM72 187V188H73ZM95 187H96V193H94V190H95ZM136 187V188H137ZM143 187V186H142ZM189 187V186H188ZM260 187V186H259ZM37 188V189H38ZM141 188V187H140ZM190 188V187H189ZM191 188H192V186H191ZM190 188V189H191ZM258 188V187H257ZM41 189V188H40ZM190 189H187V187H185V189L183 188V190L185 191V190H190ZM196 189V188H195ZM231 189V188H230ZM252 189H254V188H252ZM256 189V188H255ZM45 190V189H44ZM52 190H54L53 189V187H52ZM52 190H51V192H52ZM70 190H73V189H70ZM80 190V189H79ZM78 190V191H79ZM160 191H159V193L161 194V188L159 189ZM193 190H194V187H193ZM260 190V189H259ZM42 191V190H41ZM41 191L39 192V193H41ZM67 191V192H68ZM77 191V192H78ZM192 190H190L189 192H191ZM195 191V190H194ZM193 191V192H194ZM203 191V190H202ZM230 191V190H229ZM253 191V190H252ZM251 191V192H252ZM263 192L262 193H264V189L262 190ZM37 192V191H36ZM70 192V191H69ZM72 192V191H71ZM79 192H82L81 190L79 191ZM92 192H93V194H92ZM99 192L101 193V194H99ZM157 192H158V190H157ZM163 192V191H162ZM204 192V191H203ZM214 192V191H213ZM231 192V191H230ZM256 192V191H255ZM49 193H50V191H49ZM55 193H56V189H55ZM73 193V192H72ZM185 193V192H184ZM196 192H194L193 194H195ZM36 194V193H35ZM52 195H51V197L53 196V195H55L56 196V194H53V193H51ZM59 194V193H58ZM57 194V195H58ZM78 194V193H77ZM88 194V195H87ZM132 194V193H131ZM131 194H130V196H131ZM187 194V193H186ZM203 194V193H202ZM1 195H3V192L0 194V196ZM37 195V194H36ZM40 195V194H39ZM38 195V196H39ZM59 195H61V194H59ZM58 195V198L60 197ZM190 195H192L191 193L189 194L188 193V196H190ZM204 195V194H203ZM229 195V194H228ZM251 195V194H250ZM256 195V194H255ZM260 195H262V194H260ZM264 195V194H263ZM26 196V195H25ZM35 195H33V197H34ZM46 196V197H45ZM43 195L42 194V197H41V195H40V198L41 199H43V197L44 198H46V199H44L43 200V202L41 201V202H39V204H36V203H38L36 200V202H35V204L33 205V208H32V210L34 211V209L35 210H37V211H34L35 213H33L34 215V228H33V230L35 231V230H40L39 228L41 227V223H40V225L37 223V220H43V219H45V220H47V221H49L50 220V217H49V220L48 219H46L45 217H43V215L44 216H47V218H48V216L50 215H52L54 212H55V214H56V210H58V209H53V210H51V211H49L50 210V208H53L56 204H57V206H59L60 207V204H59V200H61L62 198H63V196L61 197V199L59 198V200H57V201H59V202H57L56 200V202H51L52 200L50 199V196L49 195ZM47 196H49L48 197V199H47ZM89 196V197H88ZM158 196H160V195H158ZM195 196V195H194ZM224 196V195H223ZM230 196H231V193H230ZM245 196V195H244ZM5 198L4 196H1V199H3V198ZM37 197V196H36ZM82 197V196H81ZM83 197V198H84ZM101 197V198H100ZM225 197V196H224ZM261 197H263V196H261ZM57 198V199H58ZM82 198V201H81V199H79V201H77V203H76V200H75V198H71V199H69V198H66V201H68L67 203H65V205H66V209L67 208H69V209H71V207H78L79 205L78 204H80V203H82L83 201H84V199ZM100 198V199H99ZM157 198H159V197H157ZM157 198L155 197V199L157 200ZM196 197H194L193 199H195ZM198 198V197H197ZM203 198H205V196L203 197ZM220 198V197H219ZM49 199H50V201H49ZM68 199V200H67ZM153 199V198H152ZM221 199V198H220ZM224 199V198H223ZM46 200V201H45ZM48 200V201H47ZM53 200H54V197H53ZM90 200V201H91ZM150 200V199H149ZM154 200V199H153ZM196 200V199H195ZM200 200V199H199ZM208 200V199H207ZM257 200V199H256ZM44 201H45V203H44ZM71 201H73V202H71ZM74 201H75V203H74ZM87 201H85V202H87ZM90 201L87 203V205H90V204H92V202L90 203ZM185 201V200H184ZM203 201H205L204 199H203ZM202 201V202H203ZM213 201H214V199H213ZM247 201V200H246ZM258 201H261V198L259 197V200ZM3 202H5V200H3L2 201V203ZM27 202V201H26ZM30 202H32L31 200H30ZM29 202V203H30ZM50 202V203H49ZM186 202V201H185ZM197 202V201H196ZM206 202V201H205ZM221 202V201H220ZM1 203V200H0V204L2 205H0V208H4V210H5V207H8L7 209H10V205H8V206H3L4 204H2ZM29 203H28V205H29ZM44 204V206H43V204ZM49 205H48V204ZM51 203H54V204H52V205H54V206H51L50 204ZM62 203H63V200H62ZM154 203V202H153ZM152 203V204H153ZM201 202H199V204H200ZM213 202H211V204H212ZM233 203H234V201H233ZM236 203V202H235ZM263 203V202H262ZM24 204V203H23ZM27 204V203H26ZM46 204V205H45ZM59 204V205H58ZM85 205H86V203H84ZM188 204H189V202H188ZM219 204H221V203H219ZM218 204V205H219ZM244 204H246V203H244ZM22 205V204H21ZM27 205V206H28ZM31 205V204H30ZM42 205V206H41ZM72 205H74V206H72ZM80 205H83V203L82 204H80ZM85 205H83V207L85 206ZM86 205V207H88ZM154 206L155 205H158V204H153ZM178 205H179V208H181L180 207V204L178 203H176V205H174V207H173V211L172 212H168V210H166L165 212H164V215H165V217H166V219H167V221L168 222H170L173 226H176V223H178L179 224V222H180V225L179 226H181V224L183 225L184 223H182V221L183 222H186V221H188L187 220V218H188V216H186V214H180L179 212H178ZM196 205H198V203H196ZM205 205H207V202H206V204ZM263 205V204H262ZM262 205H260V207L262 206ZM23 206V205H22ZM39 207V209L36 207ZM42 208H41V207ZM46 206V207H45ZM57 206H55V207H57ZM62 206H63V204H62ZM68 206V207H67ZM93 206H95V202H94V204H93ZM189 206V205H188ZM187 206V207H188ZM200 206V205H199ZM212 206V205H211ZM259 206V205H258ZM257 206V207H258ZM264 206V205H263ZM26 207V205L24 206V210L25 211H28V212H26V215L24 214L23 215V218H24V216H25V218H27L26 220H27V223H28V219H31V218H28V217H31L30 215H31V213H30V208H29V210H26L27 208H25ZM54 207V208H55ZM108 207V208H107ZM111 207V210L109 209ZM152 207V206H151ZM155 207H157V206H155ZM257 207H256V209H257ZM2 208V209H3ZM48 208V209H47ZM78 208H80V206L78 207ZM78 208H76V210H79ZM91 208L93 209L94 207H90V210H91ZM153 208V207H152ZM195 208H196V206H195ZM195 208H193V209H195ZM197 208H198V206H197ZM205 208V207H204ZM234 208V207H233ZM248 208V207H247ZM5 210L4 212H3V210L2 211H0V215L1 216H4L3 215V213L5 214V215H7V213H5V212H8V211H10V210ZM22 209V208H21ZM41 209V210H40ZM48 211H47V210ZM61 210H63L64 209V206H63V208L61 207L60 208ZM69 209H67L68 211H69V213H71L70 212V210ZM99 210H100V208H98ZM105 209H107V210H105ZM113 209V210H112ZM151 209V208H150ZM155 209H157V208H155ZM185 209V208H184ZM193 209L192 208H190L189 210H191V212L192 213H194V211L196 210H194L193 211ZM199 209V208H198ZM55 210V211H54ZM74 210V209H73ZM89 210V211H90ZM94 210V209H93ZM147 210H149V209H147ZM153 210V209H152ZM200 210V209H199ZM198 210V211H199ZM234 210V209H233ZM260 210V209H259ZM19 211V210H18ZM42 211H43V213H42ZM47 211V212H46ZM67 211V212H68ZM72 211V210H71ZM82 211V210H81ZM92 211V210H91ZM110 211H112V212H110ZM197 211V210H196ZM218 211H220V210H218ZM234 211H236V210H234ZM233 211V212H234ZM19 212H21V210L19 211ZM42 213V214H40V213ZM46 212V213H45ZM53 212V213H52ZM58 212V211H57ZM65 212V211H64ZM73 212V211H72ZM98 212H101V210L100 211H98ZM149 212V211H148ZM189 212V211H188ZM202 212V211H201ZM15 213V212H14ZM13 213V214H14ZM48 213H50V214H48ZM66 213V212H65ZM65 213H62L63 215L65 214ZM76 213H77V211H76ZM91 213H93V212H91ZM150 213V212H149ZM152 213V212H151ZM190 213V212H189ZM235 213V212H234ZM27 214H28V216H27ZM36 214V215H35ZM47 214V215H46ZM61 213H59V215L58 216H61L62 215ZM67 214V213H66ZM73 214V213H72ZM80 214V213H79ZM87 214V213H86ZM197 214H198V212H197ZM219 214V213H218ZM224 214V213H223ZM17 215H19V213H17ZM21 215H22V212H21V214L19 215L20 216V218H22L21 217ZM41 217V219H39V216ZM69 215V214H68ZM82 215H83V213H82ZM85 215V214H84ZM89 215V214H88ZM100 215H102L101 213H97V216L100 218H97L96 219V221H97V225H98V227H102L101 228V230L102 229H105L104 231L106 232L107 231V234H109V232L111 233V234H113L114 233V231L115 230H113V228H111L112 227V224L110 223V219L108 220L106 217H105V220H106V224L105 223H103L102 225L105 227V228H103V226H100V224H99V221H102V222H104V220H103V216H100ZM147 215H149V214H147ZM163 215V214H162ZM19 216H17V218L19 217ZM27 216V217H26ZM76 216L78 217V216H81V215H78V213L76 214ZM197 216V215H196ZM11 217V216H10ZM52 217H54V216H52ZM51 217V218H52ZM66 218H68V216H65ZM70 217V216H69ZM103 217V218H102ZM154 215H152L151 216V218H153L152 220H154ZM15 218H16V216H15ZM19 218V220H16L17 222V224H19V223H21L20 222V219ZM24 218V219H25ZM81 218V217H80ZM82 218H84V217H82ZM90 218V217H89ZM150 218V216H148V218H147V216H146V219H148V220H150L149 219ZM161 218V217H160ZM193 218V217H192ZM196 218V217H195ZM212 218H213V214H212ZM36 219V220H35ZM64 219V218H63ZM71 219V218H70ZM85 219V218H84ZM145 219V220H146ZM14 220V219H13ZM26 220L24 221V223H26ZM45 220H43V221H45ZM60 220H62L61 219V217H60ZM60 220H59V222H60ZM68 220L69 219H67V221H65V222H68ZM72 220H74V217H73V219ZM87 220V219H86ZM85 220V221H86ZM156 220H158V219H156ZM155 220V221H156ZM32 221V220H31ZM53 219H52V221H49V222H52L51 224L53 225ZM58 221V220H57ZM63 221V220H62ZM61 221V222H62ZM109 221V223H107ZM19 222V223H18ZM42 222V221H41ZM58 222V230H59V228L61 227L60 226V223ZM65 222L63 223L62 222V224H65ZM75 222V221H74ZM73 222V223H74ZM159 222H160V220H159ZM13 222H12V220H11V223L9 222V224L8 225H4L3 226V228L6 226L7 228L8 227H12L13 225H15L16 223L14 222V224H12ZM44 223H46V222H44ZM57 222H55V224H56ZM71 223V225H73V223L72 222H70ZM79 223V222H78ZM82 223H83V221H82ZM142 223V222H141ZM140 223V224H141ZM145 223V222H144ZM153 223V222H152ZM155 223H157L158 225H159V223L156 221ZM161 223V222H160ZM10 224L12 225V226H10ZM29 224V223H28ZM38 225L39 226V228H38V226H36V225ZM42 224H43V222H42ZM49 224V223H48ZM86 224V223H85ZM164 223H161L160 224V226L163 228L164 227V225H163ZM168 224V223H167ZM206 225H207V222L205 223ZM20 225V224H19ZM18 225V226H19ZM22 225V224H21ZM20 225V226H21ZM46 225H47V223L46 224H44V225H42L43 227L45 226L46 227ZM57 225V224H56ZM69 225V224H68ZM75 225L76 224H74L73 226H74V230L75 231H73L72 232V230L73 229H70L69 227L67 228V232H64V234H65V236L68 234V231L70 230L71 231V233L74 235V233L76 232V229H75ZM83 225H84V223H83ZM114 225V227H115V224H113ZM142 225V224H141ZM148 225V224H147ZM208 225H209V222H208ZM16 226L17 225H15V228H16ZM32 226V225H31ZM30 226V227H31ZM49 225H47V227H48ZM65 226V225H64ZM78 226V227H77ZM76 227L77 228H79V229H81L79 226H81V225H77ZM107 226H108V228H107ZM110 226V227H109ZM167 226V225H166ZM178 226V227H179ZM209 226H212L211 224L209 225ZM5 227V228H6ZM25 227H27L26 225H25ZM24 227V229H26ZM44 227V228H45ZM50 227V226H49ZM52 227V226H51ZM53 227H54V225H53ZM52 227V228H53ZM56 227V226H55ZM84 227H85V225H84ZM118 227V228H119ZM156 227V226H155ZM159 227V226H158ZM160 227V228H161ZM205 227V226H204ZM0 229V231L1 232H4V233H1L0 232V237L3 235V236H5L6 237V231L7 230H5V229ZM13 228V227H12ZM12 228L11 229H9V230H11L12 231ZM20 228V227H19ZM19 228H17L16 229V231H14L13 232V234L11 235V237L10 236H8L7 237V239L6 238H4L3 237V239H4V241L3 242H1L2 240H0V242L3 244V243H7V246L6 247H1L0 249V264H23V263H25L26 264V260H27V264H30L32 261L30 260V259H28L29 257H26L25 259H22L23 258V255H25L26 254V252H24V251H27L28 250V245L30 246V238L28 239V237H29V235L27 234V232H24V231H21ZM36 228V229H35ZM42 228V227H41ZM83 228V227H82ZM110 228L113 230L112 232L111 231H109L108 232V230H110ZM116 228V227H115ZM117 228V229H118ZM159 228V232L161 231V230H163V229H160ZM181 228V227H180ZM180 228H179V231H181L180 230ZM182 228H184L183 230H185V228H187V227H185V226H182ZM196 228V230L198 229L197 227H195ZM202 228H203V226H202ZM43 229V228H42ZM47 229V228H46ZM51 229V228H50ZM49 229V230H50ZM57 229H56V231H57ZM63 229V228H62ZM62 229H60L59 231H61ZM69 229V230H68ZM100 229V228H99ZM108 229V230H107ZM145 229V228H144ZM154 229V228H153ZM176 229H177V227H176ZM176 229H174V232H173V236H177V237H179L180 238V233L179 232H175V230ZM188 229V228H187ZM30 230H31V228H30ZM48 230V229H47ZM48 230V231H49ZM64 230V229H63ZM143 230V229H142ZM141 230V232H143ZM196 230H194V232L196 233ZM199 230V229H198ZM42 231H44V230H42ZM79 231V230H78ZM121 231V230H120ZM166 231V230H165ZM178 231V230H177ZM259 231V230H258ZM33 232V231H32ZM51 232H53V229H52V231L50 230V233ZM82 232H84V231H82ZM117 232V231H116ZM118 232H119V230H118ZM9 233V232H8ZM60 234L62 233V232H59ZM70 233V234H71ZM85 233V234H84ZM83 234H81L82 235V239L81 238H79V239H81V241H83V239L85 238V240H87V241H83L84 243H86V242H88L89 240L88 239H91V238H89V237H92V235L90 236V233L87 231V229H86V231L84 232ZM145 233V232H144ZM143 233V234H144ZM146 233H147V231H146ZM152 233V232H151ZM189 233V232H188ZM192 233H193V231H192ZM209 233H210V231H209ZM259 233V232H258ZM10 234V233H9ZM55 236L57 237L58 236V239H60L61 240V238L59 237V236H61V235H58V233H56L55 232ZM69 234V235H70ZM87 234V235H86ZM92 234V233H91ZM101 234H103V236L101 235ZM107 234H105V235H107ZM120 234V233H119ZM122 234H124V233H122ZM122 234H121V236H122ZM142 234V233H141ZM149 234H150V232H149ZM182 234V233H181ZM183 234H185V233H183ZM182 234V235H183ZM247 234V233H246ZM53 236H51V239L53 238L54 239V234H52ZM73 235H71V238L72 237H74ZM93 235H94V233H93ZM100 237H105V235H104V233H103V230L100 232ZM114 235V234H113ZM148 235V234H147ZM186 235H187V233H186ZM189 235H190V233H189ZM188 235V236H189ZM195 235V234H194ZM262 235V233L260 234V235H258V236H261ZM31 236V235H30ZM89 236V237H88ZM107 236H109V237H111V235H107ZM115 236V235H114ZM120 235H119V238H114V240L112 241V243L113 244H116L117 245V243H118V241H119V239H120V237H121ZM126 236V237H127ZM150 236H152V234L151 235H149V237ZM164 236V235H163ZM185 236V235H184ZM188 236H185L184 237V239H186V238H188ZM191 236V235H190ZM48 237H50V236H48ZM80 237V236H79ZM96 237H97V235H96ZM95 237V238H96ZM100 237H97V238H99L97 241L99 242L102 238H100ZM108 237V238H109ZM117 237V236H116ZM125 237V236H124ZM148 237V238H149ZM153 237V236H152ZM160 237V236H159ZM166 237H168V236H166ZM171 236L169 235V237L168 238H166V239H168V241L170 240L169 238H170ZM196 237H198L197 235L195 236V240H197L196 239ZM264 237V236H263ZM2 238V237H1ZM88 238V239H87ZM94 238V237H93ZM96 238V239H97ZM112 238V237H111ZM148 238H144V242H147V240L149 241V239ZM182 238V237H181ZM190 238V237H189ZM255 238H257V237H255ZM28 239V240H27ZM52 239V240H53ZM58 239H57V242H60V240L58 241ZM67 239V238H66ZM106 239V237L105 238H103V241ZM116 239V240H115ZM118 239V240H117ZM125 239V238H124ZM183 239V240H184ZM26 240H27V243H26ZM51 240V241H52ZM120 240H122V239H120ZM177 240V239H176ZM190 240V239H189ZM189 240H187V242L189 241ZM195 240H193V241H195ZM215 240V239H214ZM223 240H225V239H223ZM241 240V239H240ZM256 240H258V239H256ZM260 240V239H259ZM258 240V241H259ZM29 241V242H28ZM47 241L49 242L50 240H48L47 239ZM68 241V240H67ZM97 241H95L96 243H97ZM107 241H109L110 242V240L108 239ZM125 241L127 242L128 241V239L127 240H124V243H125ZM222 241V240H221ZM243 242H245L244 240H242ZM262 241V240H261ZM261 241H260V244H261ZM9 242V243H8ZM105 242H106V240H105ZM104 242V243H105ZM223 242H226L227 243V241H223ZM231 242V241H230ZM34 243V242H33ZM53 242H51L50 243V245H51V247H54V246H52V245H54V244H52ZM62 244H63V242H61ZM67 243V242H66ZM94 243V242H93ZM92 243V244H93ZM95 243V245L97 246V244ZM120 241H119V243H118V245H120ZM171 243V242H170ZM190 243V242H189ZM28 244V245H27ZM69 244V243H68ZM74 244V243H73ZM82 244V243H81ZM81 244H80V246H81ZM91 244V243H90ZM89 244V245H90ZM106 244V243H105ZM107 244L109 245V243L107 242ZM113 244H112V246H113ZM138 244H141V245H139L140 247H138ZM192 244V243H191ZM256 244V243H255ZM50 245H49V247H50ZM57 245H59V243L57 244ZM64 245H65V243H64ZM67 245V244H66ZM83 245V244H82ZM88 245V247H90ZM100 246H104L103 244H99ZM118 245L117 246H115V248L117 249V248H121L122 249V247H121V245H122V243H121V245L118 247ZM135 245H136V247H135ZM228 245V244H227ZM245 245V244H244ZM122 246H124V245H122ZM171 246H172V244H171ZM232 246V245H231ZM263 246H264V244H263ZM105 247V246H104ZM103 247V248H104ZM130 247V246H129ZM247 247V246H246ZM256 247V246H255ZM93 249H94V251L93 250H91L92 252H94L95 254H93L91 251H89V253L91 252L92 254H93V257H94V255H96V253H97V255H99V257L101 258L100 259V262L98 261V259H97V261H96V256L94 257L95 259V261L97 262V264H102L104 261H106V262H108L109 260L110 261H113V259H115V257H117V259H116V263L117 264H122L123 263V258H122V256L120 255H118L117 253H118V249H117V251H116V249L114 248V247H112V249H113V251H115L114 252V254H113V257L111 256V258H110V256H109V258L107 257V255H108V253L106 254V258H108L107 260L105 259V260H103L102 261V257L104 256V254H105V252H104V254H103V252H101V250H100V253H99V250H97V249H95V246L94 247H92ZM201 248H202V246H201ZM257 248V247H256ZM48 249H50V248H48ZM51 249H53V248H51ZM75 249H76V247H75ZM78 249V248H77ZM106 249V248H105ZM115 249V250H114ZM121 249H119L120 251H121ZM193 249V248H192ZM247 249V248H246ZM261 249H263V248H261ZM62 250V249H61ZM60 250V251H61ZM66 250V249H65ZM82 250V249H81ZM129 250V249H128ZM128 250H126V251H128ZM130 250H131V248H130ZM141 250V251H140ZM189 250H190V248H189ZM228 250V249H227ZM257 250V249H256ZM264 250V249H263ZM5 251V252H4ZM48 251H50V250H48ZM69 251V250H68ZM86 251V250H85ZM85 251H84V254H85ZM98 251V252H97ZM111 251V250H110ZM119 251V252H120ZM172 251V250H171ZM175 250H173V252H174ZM239 251V250H238ZM28 252V251H27ZM51 253L53 252V250L52 251H50ZM50 252H48V253H50ZM107 252V251H106ZM172 252V253H173ZM207 252V251H206ZM264 252V251H263ZM5 253H6V256H4L5 255ZM25 253V254H24ZM48 253H45V254H47L48 256L47 257H51V256H49L50 254H48ZM57 253V257H58V260L60 259V257H59V255H61L60 254V252H56ZM55 252L53 253L54 254V257H55V254H56ZM58 253H59V255H58ZM75 253H76V250H75ZM90 253V254H91ZM126 253V252H125ZM142 253H144V252H142ZM172 253H170L171 255H172ZM260 253H262V250H261V252ZM53 254H51L52 256H53ZM73 254V253H72ZM71 254V256H72V258L75 256V259L77 258L76 257V255L74 254V256ZM78 254V253H77ZM83 254V253H82ZM117 254V255H116ZM127 254V253H126ZM44 255V254H43ZM80 255H81V253H80ZM80 255H77V256H80ZM103 255V256H102ZM142 255H144V254H142ZM141 255V256H142ZM174 255V254H173ZM173 255H172V257H173ZM260 254H258V256H259ZM28 256V255H27ZM46 256V255H45ZM67 256V255H66ZM82 256H84V255H82ZM91 256V255H90ZM127 256V255H126ZM140 256V255H139ZM207 256V255H206ZM36 257H38L37 255L36 256H33V257H30V258H32V260H34L33 258H35V261H37L36 259H38V258H36ZM47 257H46V259H47ZM57 257L55 258V259H57ZM62 257V256H61ZM133 257V256H132ZM135 257V256H134ZM169 257H170V255H169ZM10 259L9 261H8V259ZM43 258V257H42ZM49 258H48V260H49ZM71 258V259H72ZM79 258V257H78ZM83 258V257H82ZM84 258H85V256H84ZM83 258V259H84ZM91 258V257H90ZM104 258V257H103ZM141 258V257H140ZM143 258V257H142ZM4 259H7V260H4ZM41 259V258H40ZM40 259H38V261L40 262ZM71 259H70V261H71ZM74 259V258H73ZM83 259H81L82 261H83ZM87 259V258H86ZM112 259V260H111ZM134 259V258H133ZM138 259V261H139V258H137ZM172 259H174V258H172ZM24 262H23V261ZM29 260L31 261V262H29ZM43 260H44V258H43ZM42 260V261H43ZM48 260H46V263H48L47 261ZM50 260H51V258H50ZM77 261H78V259H76ZM88 260V259H87ZM156 260V259H155ZM34 261V262H35ZM37 261V262H38ZM52 261H53V259H52ZM56 261V260H55ZM54 261V262H55ZM66 261V260H65ZM64 261V262H65ZM90 261V260H89ZM88 261V262H89ZM133 261V260H132ZM142 260H140L139 262H141ZM192 260H190V262H191ZM201 261V260H200ZM260 261V260H259ZM22 262V263H21ZM36 263V264H41V262L40 263ZM50 263H51V261H49ZM81 262V261H80ZM94 261H91V263H93ZM131 262V261H130ZM50 263H48V264H50ZM53 263V262H52ZM51 263V264H52ZM55 263H58V261L57 262H55ZM60 263V262H59ZM66 263V262H65ZM105 263V262H104ZM109 263V262H108ZM132 263H134V262H132ZM137 263V262H136ZM142 263V262H141ZM32 264H35V263H32ZM61 264V263H60ZM64 264V263H63ZM70 264V263H69ZM78 264H80V263H78ZM90 264V263H89ZM94 264V263H93ZM96 264V263H95ZM174 264V263H173ZM190 264V263H189ZM194 264V263H193ZM254 264V263H253ZM261 264V263H260Z\"/></svg>",
    "mask_w": 264,
    "mask_h": 264
}]
</instances>
